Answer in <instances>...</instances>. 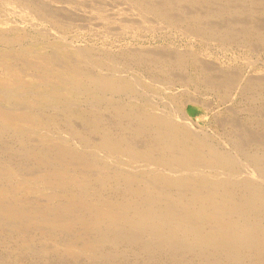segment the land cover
Returning <instances> with one entry per match:
<instances>
[{
    "label": "rangeland",
    "instance_id": "1",
    "mask_svg": "<svg viewBox=\"0 0 264 264\" xmlns=\"http://www.w3.org/2000/svg\"><path fill=\"white\" fill-rule=\"evenodd\" d=\"M8 1L10 2V4L11 3H13L12 5H13V7L11 8V6L12 5H10L9 3H8ZM12 1V2H11ZM20 1V2H19ZM6 0V2H5V0H0V34H2V36H5V38H8V39H5V38H3L1 35H0V37L1 38H3V39H5V40H3L4 42H2L1 41V38H0V41L2 42H0V52H1V50L3 51V50H5V51H3V52H1V55H0V64H1V66H0V71H2L3 73H5V72H9V71H7V70H10L11 72V74L9 73V74H7V73H5V74H3L2 75V72H0V80H4V79H9L7 82H8V84L6 83V84H3V83H1V81H0V103L3 105V106H6V107H3V106H0V107H3L2 109L3 110H5V111H8V110H10V112H13L14 110V112H25L26 113V110H27V115H31V116H33V117H35L36 115H37V117H35V118H41L40 120L42 121V122H44V123H46L45 124V127H42V128H39V129H28V130H26V129H20L19 131H14V130H12V129H8V128H0V131L2 130V132H0V183H1V185H0V189H11V184L13 185V184H16V183H14L15 181H16V179H15V177L13 178V176L12 177H9V176H4L2 173H4V172H6V171H8V170H12V169H16V168H18L17 169V171L16 170H12L13 172H18L19 174H21V175H19V174H17L18 175V177L19 178H23V179H26L27 181L26 182H28V183H26V185L28 186V188H26L24 191L23 190H19L18 191V193L14 196V197H10L9 195H4V196H2L1 197V202L3 201V198H4V201L2 202V203H0V207L2 206V204L4 205L5 203H6V205H13V203L15 204V206L16 207H25V208H30V209H28L29 211H36L37 210V208H38V210H40V209H42V210H44L43 208L45 207V209L47 210V208H49V209H53V208H55V205L57 206V203H59V204H61L60 202H62L63 203V201H65L63 198H61V196H59V195H53L52 193V191H57L56 189H59V190H61L59 187H56V188H53V187H45V185H40V184H38V183H36V182H34L33 180L34 179H36L37 178V176H39V175H41V174H43V173H45V172H47L48 170H51V168L52 169H54L53 168V165H55V166H58V164H60V163H58L59 161H55V159H53L52 160V158L51 157H53V156H57L56 154H59V148H61V147H63V144H64V146H65V144L68 146V147H74L75 149H78L79 148V145H80V147H82L83 148V150H84V152L85 153H82L83 154V156H85L86 155V157H84V158H86V161L89 163V164H97V165H99V166H97L99 169V171H102V173H99V171H97V167L95 166V165H93V166H89L88 167V171H89V173L91 172V174L89 175V174H87L88 173V171H85L87 168V166H85V168L83 167V166H81L80 164H79V162H70V163H68V164H66V166L68 165V167H67V172H69V174L70 175H73V174H76V175H80V177L81 176H89L90 177V181L92 182V183H94V185H92V183L90 184V186L92 185V186H94L95 187V189H94V187L91 189L92 191H95L96 192V194H97V190H96V188L100 191V189H101V191L99 192L98 191V193H100L101 195H102V198H104V199H109V200H113L114 198H116V196L115 195H117L118 197L115 199V200H119L120 199V201H121V198H120V196L122 197V201H124V199L126 200L127 198H124L123 199V197L125 196V197H127L128 196V194H131L132 192H130V191H132V189L131 188H133V193H135V190H136V192L137 191H141V190H143V186H144V183H145V177L147 178H149L150 179V167L148 168V166H144V165H140V167L138 168H134L135 166H133L132 168H130V169H128L129 167H131V166H129L127 169L125 168V166L127 167L128 165H118L116 162H115V160L113 159V157L109 154V152H108V150L106 149V151H105V149H103V148H99V146H98V144L100 143L99 141H101V139L103 138V137H105V136H108V138H109V136L111 135L110 134V130H111V133H112V136H110V138L111 139H116L117 138V141L122 145V146H124V145H128L127 143H129V139H131L130 140V142L132 143V144H134V146L135 147H141V148H144L143 147V145L144 146H146L147 144H148V142L149 141H151V142H154L155 140H154V137H152L151 136V133H154L153 132V130L152 129H150V127H147V126H149L148 124L146 125V126H144L143 124H139L140 123V121H139V118L137 117V115H136V113L137 114H143L144 112L145 113H147L148 112V109H150V107H152L151 109H153L154 107V110H156V109H158V111H161L162 113H168V114H172L173 112H175V110L174 109H176L177 111L174 113V114H172L173 115V117L174 118H177L178 117V121H180L181 119H179V117L180 116H187V117H189V119L191 120V122H192V126H193V130H195V131H198V132H196L195 134L197 135V137H199V138H202V139H204V141L205 142H207L206 144L208 145H210L211 147H213V148H218L217 150H219V151H221V152H224L226 155H228L229 156V154H230V156H231V154H232V156H235V154L237 155V153H238V155L237 156H235V160H236V164H235V167L233 168V170H231V172H230V174L232 173V175L234 176V178H236L237 179V181L240 179V176H247V177H250V178H253L255 181L260 177V178H262V179H258V181L256 182L258 185H259V188H258V190L260 191V192H263L264 193V179H263V177L262 176H264V163H263V160H264V0H226V2H225V0L223 1V0H211V2H210V0H181L182 1V4H181V2L179 1V0H174L173 2H172V0H164L165 1V9L164 10H162L163 8H159L158 6H160V7H164V2H163V0H145V4H144V0H143V2H142V0H139V2L141 1V3H137L138 1L137 0H23L24 2H22V0ZM36 1V2H35ZM46 1V2H45ZM92 1V2H91ZM106 1V2H105ZM133 1V2H132ZM160 1L162 2V4L160 3ZM197 1V2H196ZM214 1V2H213ZM15 2V3H14ZM21 2H22V4H21ZM33 2V3H32ZM45 4H44V3ZM48 2V3H47ZM51 2V3H50ZM91 2V3H90ZM98 2V3H97ZM103 2H104V4H103ZM149 2V3H148ZM183 2H187V3H183ZM189 2V3H188ZM233 2V3H232ZM1 3H2V5H1ZM20 5L19 7H18V5ZM24 3L26 4V5H24ZM31 5L30 7H29V4ZM35 3V4H34ZM74 3V4H73ZM100 3V4H99ZM102 3V4H101ZM108 3V4H107ZM130 3V4H129ZM154 3V7L151 5V4H153ZM167 3H170L169 5H167ZM222 3V4H221ZM10 6H9V5ZM47 4V5H46ZM53 4V5H52ZM60 4V5H59ZM83 4H85V5H83ZM122 4H124V5H122ZM141 4H143V5H140ZM178 4V5H177ZM186 4V5H185ZM204 4V5H203ZM206 4V5H205ZM210 4V5H209ZM227 4V5H226ZM17 5V6H16ZM50 5V6H49ZM91 5V6H90ZM94 5V6H93ZM107 5V6H106ZM144 5H145V7L146 6H148V7H146V9H145V7H144ZM171 5L173 6L172 8H171ZM180 5V6H179ZM200 5V6H199ZM209 5V6H208ZM222 5V6H221ZM16 6V7H15ZM22 6V7H21ZM23 6H24V8L27 10H25V9H23ZM27 6V7H26ZM44 6V7H43ZM48 6V7H47ZM60 6H61V8H60ZM67 6V7H66ZM90 6V7H89ZM127 8H126V7ZM151 6V7H150ZM157 6V7H156ZM167 6H169L170 8H168ZM185 8H184V7ZM224 6H226V7H224ZM64 7V8H63ZM74 7V8H73ZM110 7V8H109ZM119 7V8H118ZM137 7V8H136ZM177 7V8H176ZM191 7V8H190ZM194 9H193V8ZM195 7H197V8H195ZM212 7H214V8H212ZM11 8V9H10ZM13 8H14V10H13ZM27 8H31V9H33V8H35V9H33L34 11H32L31 9V11H29V9H27ZM42 8H43V10H42ZM45 8V9H44ZM46 8H47V10H46ZM53 8V9H52ZM80 8H81V10H80ZM98 8V9H97ZM139 8V9H138ZM140 8H141V10H140ZM152 8H154V9H152V11H151V9ZM205 8V9H204ZM211 8V9H210ZM243 8V9H242ZM21 9V10H20ZM23 9V10H22ZM69 9V10H68ZM71 9V10H70ZM107 9H109V10H107ZM114 9V10H113ZM121 9V10H120ZM156 9V10H155ZM159 9V10H158ZM174 9V10H173ZM190 9V10H189ZM12 10V11H11ZM20 10V11H19ZM53 10V11H52ZM139 10V11H138ZM146 10H148V11H146ZM162 10V11H161ZM189 10V11H188ZM196 12H195V11ZM199 10V11H198ZM10 11V13H8ZM22 11H24V12H22ZM26 11V12H25ZM37 11V12H36ZM40 11V12H39ZM145 11V12H144ZM152 13H150V12ZM163 11H165V12H167V13H165V12H163ZM173 11V12H172ZM206 11V12H205ZM7 12V13H6ZM53 12V13H52ZM55 12V13H54ZM95 12V13H94ZM133 12V13H132ZM153 12H155V13H153ZM157 12V13H156ZM158 12H161V14H162V12H163V14H165V15H161L160 14V16H159V13ZM187 12H189V13H187ZM223 12H224V14H223ZM27 13V14H26ZM32 13H34V14H32ZM36 13H38V15L36 14ZM49 13V14H48ZM101 13V14H100ZM117 13V14H116ZM168 13H169V15H168ZM173 13V15H171V14ZM175 13V14H174ZM176 13H178V14H176ZM185 13V14H184ZM215 13V14H214ZM30 14L32 15L31 17H29L30 16ZM39 17H35L36 15ZM42 16H41V15ZM58 14H60V15H58ZM155 16H154V15ZM180 14V15H179ZM194 14V15H193ZM196 14V15H195ZM197 14H198V16H197ZM22 15V16H21ZM29 15V16H28ZM34 15V16H33ZM41 17H40V16ZM56 15V16H55ZM64 15H65V19H64ZM70 16V17H67V16ZM168 17H167V16ZM188 15L190 16V18L191 19H189V18H187L186 19V17H188ZM193 15V16H192ZM223 15V16H222ZM7 18H6V17ZM13 16V17H12ZM63 16V17H62ZM94 16V17H93ZM99 16H102V17H99ZM164 16V17H163ZM173 18V21H172V18ZM235 16V17H234ZM241 16V17H240ZM59 17V18H58ZM121 17V18H120ZM145 17V18H144ZM170 17V18H169ZM177 17V18H176ZM181 17V18H180ZM197 17V18H196ZM259 17V18H258ZM28 18L30 19V20H28ZM38 18V19H37ZM73 18V19H72ZM86 18V19H85ZM132 18V19H131ZM162 20H161V19ZM175 18V19H174ZM42 19V20H41ZM44 19V20H43ZM49 19V20H48ZM68 19V20H67ZM70 19H72V20H70ZM112 19V20H111ZM165 19L166 20H168V21H165ZM178 19V20H177ZM183 19H184V21H183ZM186 19V20H185ZM220 21H219V20ZM223 19V20H222ZM238 19H240L239 21H238ZM248 19V20H247ZM7 20V21H6ZM10 20H12V21H10ZM74 20V21H73ZM170 20V21H169ZM174 20H176V22H175V24L173 25V23H174ZM195 20V21H194ZM198 20H200V22L198 21ZM231 20H233V21H231ZM9 21V22H8ZM22 21V22H21ZM40 21H42V22H40ZM50 21H51V23H50ZM54 21V22H53ZM69 21H71V22H69ZM90 21V22H89ZM97 21V22H96ZM123 21V22H122ZM134 23H133V22ZM156 21H159V23H160V21L162 22L161 24H158V22H156ZM195 23H194V22ZM211 21V22H210ZM258 21V22H257ZM260 21V22H259ZM37 22V23H36ZM74 22V23H73ZM95 22V23H94ZM99 22V23H98ZM137 22V23H136ZM164 22H168V24L166 23H164ZM178 22V23H177ZM186 22H188V23H186ZM191 22V23H190ZM199 22V23H198ZM203 22V23H202ZM21 23V24H20ZM48 23V24H47ZM56 23V24H55ZM58 23H59V25H58ZM66 23H68L67 25H68V27L65 25ZM70 23V24H69ZM88 23V24H87ZM157 23V24H156ZM181 23H182V25H181ZM186 23V24H185ZM217 23V24H216ZM7 24V25H6ZM30 24V25H29ZM55 25V27H54V25ZM63 24V25H62ZM72 24V25H71ZM94 24H96V25H94ZM143 24V25H142ZM154 25V27H153V25ZM164 24V25H163ZM171 24L173 25V26H171ZM177 24V25H176ZM188 24V25H187ZM195 24V25H194ZM196 24H197V26H196ZM209 24V25H208ZM225 24V25H224ZM243 24V25H242ZM9 25V26H8ZM34 25V27H32ZM44 25H45V27H44ZM53 25V26H52ZM61 25V26H60ZM69 25H71V27L69 26ZM82 25H84V26H82ZM123 25H125V26H123ZM131 26V28H130V26ZM160 25V26H159ZM180 25V26H179ZM184 25H186L185 26V29H186V31H185V29H184ZM249 25V26H248ZM256 25V26H255ZM262 25H263V27H262ZM7 26V27H6ZM26 26V27H25ZM62 26H64L63 28H62ZM108 26V27H107ZM122 26V27H121ZM128 27V29L127 28H125V27ZM170 26V27H169ZM189 26V27H188ZM193 26V27H192ZM196 26V27H195ZM5 27V28H4ZM14 27H16V28H14ZM37 27V28H36ZM40 27V31H39V28ZM67 29H66V28ZM82 27V28H81ZM120 27H121V30H120ZM151 27V28H150ZM167 27V28H166ZM173 27V28H172ZM175 27V28H174ZM245 27V28H244ZM11 30H10V29ZM13 28H14V30H13ZM17 28H21V29H17ZM26 28V29H25ZM28 28H30V29H28ZM49 30H48V29ZM53 28H54V30L55 31H53ZM62 28V29H61ZM113 28V29H112ZM123 28V29H122ZM125 28V29H124ZM130 28V29H129ZM160 28V29H159ZM183 28L184 29V31H185V33H187V31L189 30L188 28H191V30L193 31V28H194V31H195V33H194V31L192 32L191 30H189L190 32H189V36H190V34H191V36H190V38H189V36H188V33H187V35L186 34H184V31H182L181 29ZM195 28H196V30H195ZM198 28V29H197ZM238 28V29H237ZM259 28V29H258ZM5 29V30H4ZM42 29H44V30H42ZM69 29H71V30H69ZM132 29V30H131ZM188 29V30H187ZM4 30V31H3ZM14 32H13V31ZM19 30V31H18ZM63 30H65V31H63ZM97 30V31H96ZM122 30H123V32H122ZM129 30H130V32H129ZM199 31V34H198V36H200L201 34L200 33H202L203 31V33H202V35L204 36H200L201 38H203L202 40H201V38L199 37L198 38V36L196 37L195 36V34L197 35V33H196V31ZM203 30V31H202ZM211 30H212V32H211ZM239 30V31H238ZM6 31V32H5ZM8 31V32H7ZM12 31V32H11ZM21 31V32H20ZM27 31V33L25 34V32ZM126 32V34H125V32ZM202 31V32H201ZM206 31V32H205ZM5 32V33H4ZM9 32H10V34H9ZM20 32V33H19ZM31 32V33H30ZM50 32V33H49ZM52 32V33H51ZM107 32V33H106ZM112 32H114V33H112ZM120 32V33H119ZM132 32V33H131ZM135 34H134V33ZM217 32V33H216ZM233 32V33H232ZM242 32V33H241ZM7 33V34H6ZM34 34V37H33V34ZM57 33V34H56ZM68 33V34H67ZM109 33V34H108ZM117 33V34H116ZM122 33H124V34H122ZM15 35V37L13 36V35ZM18 34V35H17ZM23 34H25V36L23 35ZM31 34V35H30ZM47 34H48V36H47ZM108 34V35H107ZM119 34V35H118ZM128 34V35H127ZM132 34H133V36H132ZM194 34V35H193ZM208 34V35H207ZM225 34V35H224ZM12 35V36H11ZM19 35H21V36H19ZM27 35H28V37H27ZM38 35V36H37ZM67 35V36H66ZM195 36V37H193V36ZM206 35V36H205ZM228 37H227V36ZM235 35V36H234ZM62 36V37H61ZM110 38H109V37ZM232 36V37H231ZM23 37V38H22ZM49 37V38H48ZM63 37H65V38H63ZM133 37V38H132ZM27 38V39H26ZM35 38V39H34ZM60 38H61V40H60ZM186 38V39H185ZM208 39V40H206V39ZM219 38V39H218ZM63 39V40H62ZM67 40V41H65V40ZM196 39V40H195ZM18 42H17V41ZM34 40V41H33ZM190 40V41H189ZM6 41H7V43H6ZM8 41H9V43L11 42H13L14 44L12 45L11 43V45L8 43ZM22 41V42H21ZM47 43H46V42ZM50 41V42H49ZM70 41H71V43L73 44H71L70 43ZM186 41V42H185ZM208 41V42H207ZM212 41V42H211ZM227 41V42H226ZM21 42V43H20ZM27 42H29V43H27ZM46 43V45H45V43ZM206 42V43H205ZM259 44H258V43ZM4 43H6V44H4ZM36 43V44H35ZM53 43V44H52ZM70 43V44H69ZM215 43V44H214ZM249 43V44H248ZM8 44V45H7ZM20 44V45H19ZM24 44H26V45H24ZM48 44H50L51 46H49ZM57 45V48L55 47L56 45ZM69 44V45H68ZM77 44V45H76ZM92 44V45H91ZM197 44V45H196ZM229 44V45H228ZM254 44V45H253ZM22 45V46H21ZM74 45L77 47H75V48H73L74 47ZM85 45V46H84ZM212 45V46H211ZM29 46V47H28ZM31 46V47H30ZM41 46V47H40ZM44 46H46L45 48H44ZM59 46V47H58ZM65 48H63V47ZM80 46V47H79ZM81 46H83V50H80V51H77V49L79 50V48H82ZM87 46H89L90 47V50H89V47H87ZM253 46V47H252ZM4 47V48H3ZM9 49H8V48ZM13 47V48H12ZM50 47V48H49ZM87 47V48H86ZM95 47H97V49H95ZM14 48H16V49H14ZM31 48V49H30ZM59 48V49H58ZM86 48V49H85ZM91 48H93V49H91ZM140 48H141V50H140ZM186 48V49H185ZM30 49V50H29ZM139 49V50H138ZM179 49V50H178ZM189 49V50H188ZM250 49V50H249ZM254 49V50H253ZM15 50H17V51H15ZM51 50V51H50ZM65 50V51H64ZM87 50H89L88 52L85 51ZM92 50V51H91ZM153 50V51H152ZM172 50V51H171ZM20 51H22V52H20ZM35 51V52H34ZM70 51V53H68V52ZM76 51V52H75ZM82 51L84 52V53H82ZM91 51V52H90ZM94 51H97L98 52V54H97V52H94ZM22 54V53H24L23 55H21L20 53ZM51 52H52V55H51ZM64 52H66V53H64ZM101 52V54H99ZM154 52H155V54H154ZM162 54H161V53ZM187 52V53H186ZM9 53V55H7ZM13 53V54H12ZM45 53H47V55L45 54ZM115 53H117V54H115ZM171 53H172V55H171ZM11 54H12V56H11ZM16 54V55H15ZM34 54H36V55H34ZM48 54H50V55H48ZM72 54H73V56H72ZM86 54V55H85ZM88 54V55H87ZM141 54V55H140ZM158 54V55H157ZM160 54V55H159ZM167 54V55H166ZM26 57H25V56ZM54 55H55V57H54ZM60 55V56H59ZM85 55V56H84ZM98 55V56H97ZM104 55V56H103ZM121 55V56H120ZM138 55H140V57L138 56ZM144 55V56H143ZM146 55V56H145ZM149 57H148V56ZM163 55V56H162ZM9 56V57H8ZM16 56V57H15ZM36 58H35V57ZM38 56H40V57H38ZM42 56V57H41ZM96 56V57H95ZM108 58H107V57ZM131 56V57H130ZM157 57V59L155 60V57ZM159 56H161V57H159ZM170 56V57H169ZM187 56L189 57V58H191V59H189V58H187ZM18 57V58H17ZM46 58L45 60H44V58ZM49 57H54L53 58V60H52V58L50 59ZM64 57V58H63ZM67 57H70V58H68L67 59ZM77 57H78V60H80L79 62H78V60H77ZM85 57L87 58V59H85ZM90 57L92 58V59H90ZM99 57V58H98ZM103 57V58H102ZM133 57V58H132ZM154 57V58H153ZM165 57V58H164ZM184 57H186L185 59H184ZM247 57V58H246ZM56 58V59H55ZM59 58H61L60 60H59ZM72 58V59H71ZM81 58V59H80ZM95 60H94V59ZM107 58V59H106ZM111 58V59H110ZM121 58V59H120ZM169 58V59H168ZM173 58V59H172ZM194 58V59H193ZM246 58V59H245ZM8 59V60H7ZM12 59V60H11ZM14 59L16 60L15 62H17L18 60L20 61H18L16 64H15V62H14ZM21 59H23V60H26V61H23V60H21ZM33 60L34 59V62H32L31 60ZM35 59H37L36 61H38V63L39 64H41L40 63V61L42 60V61H48V64L47 65H39L36 61H35ZM38 59H40V60H38ZM57 59L59 60V63H62V59H63V63H64V65L65 64H67L68 62H69V64L70 65H75L77 68L78 67H80V68H78L79 70H81V71H86V73H88V75H90V76H94V77H109L110 79H112V78H114V79H112V81L113 80H115V81H119V82H124V84L126 85V87H125V85L123 84V86H122V88H120V89H104V88H101V87H99V86H94L92 83H90L89 81H85V82H83V84H81V86H80V88H78V89H76L75 87H73L72 88V86H71V88H69L70 86H67L66 88L67 89H69V91H67L66 90V93L63 95L62 94V92H61V94H59V96L60 95H62V96H60V97H55V96H52V93H51V91H52V87H56V88H58V85L57 84H55L54 82H52V79L51 80H49L50 82H51V84H52V87H51V84H49L50 82H40L41 81V79H39V80H37V79H35V77H33V76H35V75H38V74H36V73H39V74H41V72L42 71H45V74H47V77L49 78H53V75L55 76V74L59 71V70H61L60 68H63V67H66V65L64 66L63 65V63H62V65H60L58 62H57ZM74 59H76V63H75V60ZM82 59H84V62L86 63V65L87 66H85V63L82 61ZM110 59V60H109ZM114 59H116V60H114ZM119 59V61H117ZM164 59V60H163ZM201 59H202V61H201ZM207 59V60H206ZM243 59V60H242ZM248 59V60H247ZM5 60V61H4ZM49 60H51V61H49ZM54 60L56 61V62H54ZM65 60V61H64ZM88 61V62H86V61ZM89 60H91L90 62H89ZM93 60V61H92ZM98 60V61H97ZM105 60V61H104ZM123 60V61H122ZM141 60V61H140ZM198 60H200L199 61V63H198ZM210 60V61H209ZM256 60V61H255ZM258 60V61H257ZM10 61V62H9ZM41 61V62H42ZM53 61V62H52ZM68 61V62H67ZM95 61H96V63H95ZM100 61V62H99ZM104 62V64H103V62ZM113 61H116L115 63L113 62ZM121 61H122V63H121ZM135 61H136V63H135ZM146 63H145V62ZM194 61V62H193ZM253 61V62H252ZM14 62V63H13ZM78 62V63H77ZM93 62V63H92ZM97 62L99 63V65L97 64ZM110 62H112L114 65V69H113V66H112V64L110 63ZM118 62V63H117ZM128 62V63H127ZM131 62V63H130ZM133 62V63H132ZM140 62V63H139ZM148 62H150V64L148 63ZM151 62H153V63H151ZM165 62V63H164ZM189 62V63H188ZM197 62V63H196ZM203 62V63H202ZM4 63V64H3ZM26 63V64H25ZM31 63V65H29ZM55 63V64H54ZM82 63V64H81ZM84 63V64H83ZM91 63V64H90ZM106 63V64H105ZM108 63H110V64H108ZM121 63V64H120ZM124 63V64H123ZM144 63V64H143ZM156 64V67H155V64ZM163 63V64H162ZM181 63H183V64H181ZM194 63V64H193ZM202 63V64H201ZM3 64V65H2ZM8 64H11L10 66L8 65ZM37 64V65H36ZM59 65V66H61L60 68H58L59 66H56V65ZM78 64V65H77ZM97 64V65H96ZM103 66H102V65ZM119 64L121 65V66H119ZM123 64V65H122ZM130 64V65H129ZM136 64V65H135ZM154 64V65H153ZM158 64H161V65H158ZM168 64V65H167ZM13 65V66H12ZM16 65H17V67H19V68H17L16 67ZM20 65V66H19ZM33 65V66H32ZM34 65H36V66H34ZM49 65V66H48ZM54 65V66H53ZM80 65V66H79ZM82 65H84V66H82ZM89 65V66H88ZM96 65V66H95ZM125 65H127V66H125ZM139 67H138V66ZM195 65V66H194ZM249 65V66H248ZM2 66H4V70H3V67ZM15 66V67H14ZM28 66V67H27ZM67 66H69L68 64H67ZM95 66V67H94ZM99 66V67H98ZM106 66V67H105ZM112 66V69L111 68H107V67H111ZM117 66V67H116ZM146 66V67H145ZM148 66V67H147ZM154 66V67H153ZM162 66L164 67V68H162ZM166 66V67H165ZM27 68V70H25L26 68ZM42 67H44V68H42ZM47 67H48V69H47ZM82 67V68H81ZM87 68V70H86V68ZM91 67V68H90ZM103 69H102V68ZM127 68V69H125V68ZM151 67V68H150ZM8 68V69H7ZM21 68V72L20 71H18L17 69H20ZM23 68V69H22ZM90 68V69H89ZM93 68H94V70H93ZM117 68V69H116ZM119 68H121V69H119ZM129 68V69H128ZM142 68V69H141ZM144 68V69H143ZM150 68V69H149ZM160 68H162L161 69V71H160ZM44 69H47V70H44ZM91 70L90 72H88L89 70ZM98 69L100 70L99 72H98ZM107 69L109 70V72L107 71ZM122 69H123V71H122ZM136 69V70H135ZM140 71H139V70ZM156 70V71H154V70ZM180 69V70H179ZM201 69H202V71H201ZM23 70V71H22ZM26 72H25V71ZM38 70V71H37ZM56 71V73L55 74H52V73H54L55 71ZM116 70V71H115ZM117 70H121V71H117ZM125 70V71H124ZM134 70V71H133ZM141 70H144V71H141ZM147 70H149V71H147ZM151 70V71H150ZM16 71V72H15ZM51 71V72H50ZM95 71H97V72H95ZM102 71H105V73L104 72H102ZM136 71H138L137 73H136ZM154 71V72H153ZM19 73V75H18V73ZM27 72H29L30 74L28 75V73ZM31 72L33 73V74H31ZM35 72V73H34ZM50 72V73H49ZM94 72V74L95 75H93L92 73ZM111 72V73H110ZM113 72V73H112ZM115 72H117V73H115ZM122 72H124V73H122ZM130 72V73H129ZM140 72V74H138ZM146 72V73H145ZM150 74H149V73ZM167 72V73H166ZM231 72V73H230ZM17 73V74H16ZM27 73V74H26ZM90 73V74H89ZM96 73H98V74H96ZM101 73H103V74H101ZM110 73V74H109ZM115 73V74H114ZM127 73V74H126ZM179 73V74H178ZM203 73V74H202ZM234 73V74H233ZM13 74V75H12ZM50 74H51V76H50ZM101 74V75H100ZM122 74H123V76H122ZM126 74V75H125ZM131 74V75H130ZM151 74H153V76L151 75ZM158 74V75H157ZM160 74H161V76H160ZM256 74V75H255ZM5 75V77H6V75H7V77L5 78V77H3ZM22 75V76H21ZM28 75V76H27ZM97 75V76H96ZM145 75H146V77H145ZM157 75V76H156ZM178 75V76H177ZM263 75V76H262ZM25 76H26V78H25ZM114 76V77H113ZM116 76V77H115ZM118 76V77H117ZM121 77V79H120V77ZM134 76H135V82H134V84H132V86L129 84L130 83V81L131 80H133L134 79ZM149 76V77H148ZM214 76V77H213ZM255 76V77H254ZM2 77V78H1ZM12 77V78H11ZM15 77H18V78H15ZM126 79V81H125V79ZM144 77V78H143ZM156 77V78H155ZM263 77V78H262ZM15 78V79H14ZM28 78V79H27ZM116 78V79H115ZM118 78V79H117ZM147 78V79H146ZM148 78H149V80H148ZM154 78H155V80H154ZM159 78H160V80L162 79V81H160L159 80ZM167 80H166V79ZM175 78V79H174ZM184 78V79H183ZM197 78V81L195 80ZM207 80V81H209V80H211L210 82L212 83V82H214V83H208V82H206L205 80ZM209 80H208V79ZM11 79L16 83H12L13 81H11ZM20 79H23V80H20ZM34 79V80H33ZM124 79V80H123ZM182 79V80H181ZM188 79V80H187ZM202 79V80H201ZM33 80V81H32ZM163 80H165V81H163ZM168 80H169V82H168ZM172 80V81H171ZM189 80L191 81V82H193V83H190L189 82ZM194 80V81H193ZM205 82H204V81ZM261 80V81H260ZM10 81V82H9ZM17 81V82H16ZM19 81V82H18ZM23 81V82H22ZM145 81H147V82H145ZM151 81V82H150ZM201 81V82H200ZM225 81V82H224ZM139 83L140 85H139V89H136V88H138L137 86H138V84L137 83ZM168 82V83H167ZM199 82V83H198ZM216 82V83H215ZM24 83H25V86H24ZM27 83V84H26ZM41 83V84H40ZM43 83V84H42ZM127 83V84H126ZM155 83V84H154ZM158 83H161L162 84V86H161V84L160 85H158ZM10 84V85H9ZM21 84H22V86H21ZM86 84V85H85ZM144 84H146L145 86H144ZM148 84V85H147ZM170 84V85H169ZM209 84V85H208ZM215 84H217V85H215ZM13 85V86H12ZM41 85V86H40ZM49 85H50V87H49ZM82 85H84V86H82ZM117 85V84H116ZM156 85V86H155ZM164 85V86H163ZM236 87H235V86ZM4 86V87H3ZM16 86V87H15ZM90 86V87H89ZM127 86L131 89H129V88H127ZM131 86V87H130ZM133 86L135 87V88H133ZM141 86H142V90H141ZM149 86V87H148ZM150 86H151V89H150ZM185 86V87H184ZM206 86V87H205ZM209 86V87H208ZM242 86V87H241ZM8 87V88H7ZM22 89H20V88ZM45 87H47V88H45ZM97 87V88H96ZM146 87V88H145ZM244 87V88H243ZM14 88V89H13ZM84 88V89H83ZM87 88V89H86ZM96 88V89H95ZM124 88V89H123ZM169 89V92H170V94H169V92H168V89ZM187 88V89H186ZM198 88V89H197ZM246 88V89H245ZM6 89V90H5ZM51 89V90H50ZM75 89V90H74ZM81 91H80V90ZM89 89V90H88ZM94 89V90H93ZM104 89V90H103ZM123 89V90H122ZM146 89H148V90H146ZM158 89V90H157ZM166 89V90H165ZM177 89H179V90H177ZM206 89V90H205ZM237 89V90H236ZM10 90V91H9ZM27 90H30L31 92H29V91H27ZM38 90V91H37ZM73 90V91H72ZM86 92H85V91ZM109 90H111V92L109 91ZM144 90H146V91H144ZM152 90H154V92H156V93H152L153 91ZM173 90V91H172ZM50 91V92H49ZM78 91H79V93H78ZM101 91V92H100ZM103 91V92H102ZM105 91V92H104ZM109 91V92H108ZM112 91H114V92H112ZM130 91H131V93H133V91H134V93H133V95L130 93ZM144 91V92H143ZM152 91V92H151ZM178 91V92H177ZM193 91V92H192ZM196 91H198V92H196ZM5 92V93H4ZM16 92V93H15ZM18 92V93H17ZM22 92V93H21ZM41 92V93H40ZM48 92H49V95L50 96H48L47 94H48ZM83 92V93H82ZM122 92H124V93H122ZM139 92V93H138ZM143 92V93H142ZM145 92H147V93H145ZM151 92V93H150ZM19 93H21L20 95H19ZM86 93H88V94H90V95H88V94H86ZM92 93V94H91ZM98 93H100V94H98ZM111 93V94H110ZM117 93V94H116ZM126 93H128V94H126ZM130 93V94H129ZM138 93L139 94V97H136V96H138V95H136V94ZM145 93V94H144ZM199 93V94H198ZM201 93V94H200ZM46 94V95H45ZM147 94V95H146ZM155 94H156V96H155ZM31 95V96H30ZM36 95V96H35ZM39 95H40V97H39ZM83 95V96H82ZM92 95V96H91ZM101 95V96H100ZM105 95V98L103 97V96ZM108 95H113V100H112V98L111 97H108ZM124 95V96H123ZM125 95H127L128 97H126ZM162 95H164L163 97H162ZM173 95V97L171 98V96ZM10 96H13V98L12 97H10ZM17 96V97H16ZM24 96V97H23ZM52 96V97H51ZM123 96V97H122ZM131 96V97H130ZM160 97V100L162 99H164L163 100V102L165 103V105H163L164 103L161 101L160 102V100H159V98H157V97ZM166 96H170V98H168V97H166ZM190 96V97H189ZM2 97V98H1ZM92 99V98H94V99H90V98ZM97 97H100V98H97ZM116 97V98H115ZM133 97V98H132ZM146 97H147V99H146ZM162 97V98H161ZM191 98L192 97V99H189V98ZM260 97V98H259ZM20 100H19V99ZM39 98V99H38ZM66 98H68V99H66ZM82 98H84L83 100H85L84 102H83V100H81ZM88 100V101H86V99ZM97 100H96V99ZM106 98H108V100H107V102H106ZM111 98V99H110ZM117 98H119V99H117ZM143 98V99H142ZM151 98V99H150ZM187 98V99H186ZM199 98V99H198ZM18 99V100H17ZM33 99V100H32ZM90 99V100H89ZM100 99H101V101H100ZM148 99H150V101L152 102V99H153V103H150V101L148 100ZM156 99V100H155ZM170 99V100H169ZM174 100V102L175 103H173V100ZM12 100H14V103H13V101ZM39 100V101H38ZM51 100H52V102H51ZM66 100V102H64ZM75 100H77V101H75ZM81 100V101H80ZM98 102V104L95 102ZM112 100V101H111ZM122 100V101H121ZM126 100H128V101H126ZM146 100V101H145ZM183 100V101H182ZM186 100V101H185ZM192 100V101H191ZM3 101V102H2ZM25 101H27V103L25 102ZM33 101V102H32ZM59 101V102H58ZM69 101V102H68ZM71 101V102H70ZM89 101H91V102H89ZM135 103H137V104H135L134 105V102ZM159 101V103H156V102H158ZM170 101V102H169ZM17 102H18V104H17ZM36 102V103H35ZM39 102V103H38ZM86 102V103H85ZM102 102V103H101ZM111 102H114V103H112L111 104ZM154 102L156 103L155 105H154ZM167 102V103H166ZM8 103V104H7ZM61 103V104H60ZM72 103H74V104H72ZM88 103V104H87ZM93 103V104H92ZM104 103H106L105 105H103ZM112 105V106H115L114 108L115 109H112V107L110 106V104ZM122 103L124 104L123 105V107H121V105H122ZM127 103H129L128 105H126ZM141 103H142V106H141ZM163 103V104H162ZM183 103V104H182ZM0 104V105H1ZM18 106H17V105ZM20 104H22V106L20 105ZM37 104V105H36ZM56 104H60V105H56ZM72 104V105H71ZM78 104V105H77ZM80 104V105H79ZM84 104H85V106L86 107H84ZM92 104V105H91ZM99 104H101V105H99ZM115 104V105H114ZM159 106H158V105ZM170 104V105H169ZM15 105V106H14ZM23 105H25V106H23ZM40 105V106H39ZM66 105V106H65ZM82 105V106H81ZM88 105H89V107H88ZM108 105V106H107ZM143 105H145V106H143ZM167 105V106H166ZM183 105V106H182ZM11 106H12V108H11ZM31 106V107H30ZM34 106V107H33ZM37 106V107H36ZM52 108H51V107ZM58 106V107H57ZM63 106H64V109H63ZM75 106H77V107H75ZM93 106V107H92ZM100 108H99V107ZM101 106H102V108H101ZM125 106H126V108H125ZM127 106H128V110H129V112L127 111L126 112V110H127ZM140 107V108H137V107ZM150 106V107H149ZM166 106V107H165ZM9 109H8V108ZM14 107L16 108V109H14ZM27 107H30V109L29 108H27ZM48 107V108H47ZM62 107V108H61ZM66 107V108H65ZM72 107H74V109L72 108ZM95 107V108H94ZM97 107V108H96ZM104 107H105V110L107 111H104ZM111 107V108H110ZM157 107V108H156ZM169 107V108H168ZM5 108V109H4ZM35 108H37V109H39L38 111H37V109H35ZM61 108V109H60ZM78 108V109H77ZM80 108H82V109H80ZM85 108V109H84ZM88 108L89 109H91L92 110V112H91V110H88ZM110 108V109H109ZM118 108V109H117ZM120 108H121V110H120ZM123 108H124V111H123ZM131 108V109H130ZM142 108V109H141ZM160 108V109H159ZM161 108H164V109H162L161 110ZM166 108V109H165ZM174 108V109H173ZM19 109V110H18ZM24 111H23V110ZM41 109H42V111H41ZM98 110V109H100L101 111H103V113L101 112V111H97L96 113L98 114H96L95 113V111L94 110ZM111 109L113 110V111H111ZM116 109H117V112H116ZM135 109H137V110H135ZM143 109H144V111H143ZM169 109V110H168ZM173 109V110H172ZM180 111H179V110ZM184 109V110H183ZM21 110V111H20ZM45 110V111H44ZM65 110V111H64ZM66 110H68V111H66ZM74 110V111H73ZM76 110H79V111H82L81 113H84L83 115L81 114V116H80V114H79V116H77L78 115V113H79V111H76ZM83 110H85V111H83ZM131 110V111H130ZM132 110H134L135 111V113H133L134 111H132ZM141 110V111H140ZM49 111V112H48ZM120 111V112H119ZM147 111V112H146ZM172 111V112H171ZM30 112V113H29ZM41 112V113H40ZM52 112V113H51ZM74 112H76V114L74 113ZM78 112V113H77ZM86 112V113H85ZM94 112V113H93ZM100 112V113H99ZM105 112V113H104ZM115 112V113H114ZM139 112H141V113H139ZM181 112V113H180ZM185 112V113H184ZM40 113V114H39ZM57 113V114H56ZM62 113V114H61ZM63 113H64V115H63ZM91 115H90V114ZM93 113V114H92ZM109 113V114H108ZM118 115H117V114ZM128 113V114H127ZM130 113L132 114V115H134L135 117H129L130 116ZM144 113V114H145ZM177 113V114H176ZM34 114H36V115H34ZM44 114V115H43ZM56 116H55V115ZM66 114V115H65ZM73 114H75L74 116H72ZM87 114V115H86ZM99 114H100V116H104V117H101V118H98L97 119V117H99ZM112 116H111V115ZM124 114V115H123ZM184 114V115H183ZM40 115V116H39ZM57 115H59L58 117H60V118H58L57 117ZM71 116V118L70 119H68V116ZM94 115V116H93ZM116 117H118V116H120V118H119V120H118V118H116ZM123 115V116H122ZM126 115V116H125ZM178 115V116H177ZM43 116V117H42ZM45 116V117H44ZM52 116V117H51ZM63 116V117H62ZM66 116V117H65ZM69 116V117H70ZM84 116V117H83ZM85 116L87 117V118H85ZM93 116V117H92ZM96 116V119L97 120H95V117ZM106 116H107V118H106ZM78 117H80V119L78 118ZM215 117V118H214ZM46 118H48V121H49V123H47L48 121L46 120ZM63 118H66V119H63ZM76 118H78V119H76ZM82 118V119H81ZM85 118V119H84ZM91 118V119H90ZM93 118H94V122H93ZM102 118H103V120H102ZM111 118V119H110ZM116 118V119H115ZM123 118H124V120H123ZM126 118V119H125ZM130 118V119H129ZM135 118H137V119H135ZM228 118V119H227ZM44 119V120H43ZM50 119V120H49ZM67 119H68V121H67ZM73 119H76V120H73ZM89 119H90V122H88L89 121ZM101 119V120H100ZM106 119H108L107 120V122H106ZM131 119H133V121H131ZM58 120H59V122H58ZM80 120V121H79ZM105 120V121H104ZM110 120V121H109ZM122 122H121V121ZM56 121V122H55ZM66 121V122H65ZM73 121H74V123H73ZM83 121V122H82ZM104 121V122H103ZM118 122L119 124H120V126L122 125V127L124 128H122V127H119L118 125L119 124H117L116 122ZM131 122L130 124L128 123V122ZM136 121V122H135ZM65 122V123H64ZM68 122H70V124L68 123ZM81 122V123H80ZM87 122H88V124H87ZM97 122H101V123H97ZM111 122V123H110ZM121 122V123H120ZM53 123V124H52ZM58 125H56V124ZM60 123H63L62 125L60 124ZM67 123L69 124V125H67ZM72 123V124H71ZM81 124V127H80V124ZM90 123H92L93 125H95L96 124V127H97V131L95 130L96 128L92 125V124H90ZM103 123V125H101ZM114 123H116L117 124V126H112ZM123 123H126V125H124ZM137 123V124H136ZM219 123V124H218ZM224 123V124H223ZM49 124V125H48ZM98 124V125H97ZM100 124V125H99ZM111 124V125H110ZM128 124V125H127ZM54 127H53V126ZM65 125H66V127H65ZM74 125V126H73ZM75 125H77V128H76V126ZM87 125V126H86ZM90 125V126H89ZM105 125H107V126H105ZM110 125V126H109ZM124 125V126H123ZM137 125H139L138 127H135V126H137ZM82 126H84L83 128H82ZM89 126V127H88ZM100 126H102V127H100ZM108 126H109V128H108ZM112 126V127H111ZM140 126H142L141 128H140ZM202 127V128H199V127ZM53 127V128H52ZM57 127V128H56ZM59 127H61V128H59ZM64 127V128H63ZM72 128V129H74V130H72V129H69L68 130V128ZM74 127V128H73ZM79 127V128H78ZM105 127V128H104ZM115 127V128H114ZM131 127L134 129V133L132 132L133 130L131 129ZM197 127H198V130H197ZM209 127V128H208ZM44 128V129H43ZM46 128V129H45ZM52 128V129H51ZM66 128V129H65ZM89 128H90V130H89ZM92 128V129H91ZM93 128H95V129H93ZM103 128L104 129H106L107 128V130L106 131H108L109 132V134H102V135H104V136H102L101 135V133H103L102 131H103ZM114 128V129H113ZM129 131V132H127V130ZM130 128V129H129ZM145 128V129H144ZM148 128V129H147ZM208 128V129H207ZM43 131H42V130ZM51 129V130H50ZM59 129H61V130H59ZM76 129V130H75ZM80 131H79V130ZM110 129V130H109ZM123 129V130H122ZM137 129V130H136ZM139 129L141 130V131H139ZM203 129V130H202ZM5 130H6V132H5ZM10 130H11V133H10ZM46 130V131H45ZM48 130H49V132H48ZM67 130V131H66ZM83 130V131H82ZM99 130V131H98ZM100 130H102V131H100ZM115 130V131H114ZM143 130V131H142ZM150 130H152V132L150 131ZM34 131V132H33ZM44 131H45V133H44ZM59 131H60V134H62V135H60L59 134ZM71 131V132H70ZM117 131V132H116ZM137 131L139 132V133H137ZM146 131V132H145ZM202 131V132H201ZM206 131V132H205ZM248 131V132H247ZM25 133V132H27V134L25 133V134H21V133ZM36 132V134H34ZM74 132H76L77 133V135H75V133ZM89 132H90V134H89ZM99 132H101V133H99ZM119 132H121V133H119ZM145 132V133H144ZM147 132H149L150 133V135L149 134H147ZM214 132V133H213ZM4 133V134H3ZM5 133H7V134H5ZM16 133H17V136H16ZM20 133V134H19ZM43 133V134H42ZM67 133V136L69 137H67L66 135H64V134H66ZM69 133H71V134H69ZM72 133H74V134H72ZM82 134V135H84V136H86L85 138H84V141H80V139H79V137H80V135H79V137H76V136H78V134ZM87 133H88V135H87ZM97 133V134H96ZM137 134V138L134 136V135H136ZM231 133V134H230ZM233 133V134H232ZM3 134V135H2ZM15 134V135H14ZM51 134H52V136H51ZM114 134H115V137H114ZM7 135H9V137L7 138ZM14 135V137H12ZM19 135V136H18ZM43 135H46L47 137H45V136H43ZM57 135V136H56ZM71 137H70V136ZM93 135V136H92ZM101 135V136H100ZM130 135H132V136H130ZM142 135V136H141ZM145 135V136H144ZM148 137H147V136ZM153 135V134H152ZM208 135V136H207ZM238 135V136H237ZM4 136V137H3ZM22 136H24V137H22ZM25 136H26V138H25ZM32 137V138H38V139H32V138H29V137ZM40 136V137H39ZM59 136V137H58ZM73 136V137H72ZM88 136V137H87ZM96 138H95V137ZM130 136V137H129ZM139 136V137H138ZM140 136H141V138H143V136H144V138H145V140H144V138L143 139H140ZM154 136V135H153ZM220 138H219V137ZM11 137V138H10ZM19 139V140H16L17 138ZM22 137V138H21ZM93 137V138H92ZM102 137V138H101ZM126 137V138H125ZM135 137V138H134ZM149 137H152L151 139L149 138ZM205 137H206V140H205ZM209 137V138H208ZM227 137V138H226ZM239 137V138H238ZM4 138V139H3ZM27 138H29L28 140H27ZM54 138V139H53ZM55 138H57V139H55ZM78 140H77V139ZM88 138V142H86V139ZM97 138H99V139H97ZM101 138V139H100ZM119 138V139H118ZM122 138V139H121ZM126 139V140H124V139ZM127 138H129V139H127ZM135 139V141L136 140H138L137 141V143H139V141H140V145L139 144H136V142H134V139ZM147 138V139H146ZM150 140H149V139ZM208 138V139H207ZM215 140H214V139ZM247 138H249V139H247ZM26 139V140H25ZM45 139V140H44ZM67 139V140H66ZM69 139H71V140H69ZM89 139H91V140H89ZM241 139V140H240ZM8 140V141H7ZM10 140H11V142H10ZM24 140V141H23ZM31 140H32V142L33 141H36L35 142V145H36V147L38 146V148H36V147H34L35 145H34V142L33 143H31ZM55 142H54V141ZM73 140H74V142H73ZM94 140H98L97 142H94ZM121 140V141H120ZM128 140V141H127ZM149 140V141H148ZM154 140V141H153ZM212 140V141H211ZM219 140V141H218ZM246 140H248V141H246ZM253 140V141H252ZM6 141V142H5ZM13 141V142H12ZM17 141H19V142H17ZM59 142V143H57V142ZM60 141H61V143H62V145H61V143H60ZM91 141V142H90ZM221 141H223V143L221 142ZM227 141V142H226ZM234 141V142H233ZM251 141V142H250ZM256 141H258V142H256ZM3 144H2V143ZM15 142V143H14ZM17 142V143H16ZM30 142V143H29ZM41 142V144H44V142H45V144L46 145H41V144H39ZM52 142V143H51ZM53 142L55 143V144H53ZM67 142H72L71 144L70 143H68L67 144ZM78 142V143H77ZM84 142H86V143H84ZM127 142V143H126ZM142 142V143H141ZM146 142H147V144H146ZM204 142V143H205ZM213 144H212V143ZM216 142H218V144H216ZM6 143V144H5ZM7 143H9V146H8V144ZM19 143V144H18ZM20 143H21V145H20ZM28 143V144H27ZM48 143V144H47ZM77 145H76V144ZM126 143V144H125ZM144 143V144H143ZM225 143V144H224ZM2 144V145H1ZM12 144H14L13 146H12ZM32 144H33V146H32ZM55 145V146H53V145ZM57 144V145H56ZM61 145L60 147L58 146V145ZM69 144H70V146H69ZM81 144L83 145V146H81ZM84 144H86V145H84ZM91 144H93V146L91 145ZM96 144V145H95ZM130 144V143H129ZM132 144H130L133 148H134V146L132 145ZM137 146H136V145ZM143 144V145H142ZM6 145V146H5ZM21 146V147H23V148H21V147H17V146ZM27 145H28V147H27ZM40 145V146H39ZM208 145V146H209ZM215 145V146H214ZM219 145H222V146H219ZM235 145H237V146H235ZM9 147V150H7L8 149V147ZM10 146H12V148L10 147ZM31 146H32V148H31ZM49 147V148H47V147ZM84 146H86V147H84ZM91 146V147H90ZM97 146V148H95V147ZM217 146V147H216ZM224 146V147H223ZM231 146H234L235 148L232 150V148L233 147H231ZM245 146V147H244ZM16 148V150H13L12 151V149H15ZM24 147H25V150H24ZM34 147V148H33ZM45 147V148H44ZM52 147V148H51ZM54 147H56V148H54ZM88 147V148H87ZM128 147H130L129 145H128ZM6 149L7 150V152L6 151H4L3 149ZM10 148H11V150H10ZM84 148H86V149H84ZM93 148V149H92ZM125 148V147H124ZM220 148H221V150H220ZM224 148V149H223ZM231 149L230 151L231 152H229V150L228 149ZM2 149V150H1ZM28 149V150H27ZM29 149H30V151H35V152H30L29 151ZM32 149V150H31ZM40 149H43V150H45L46 152H44L43 150L42 151H40ZM49 149V150H48ZM56 149H57V151L58 152H56ZM80 149V148H79ZM89 149H91V150H89ZM103 149V150H102ZM21 150H23L22 152H21ZM51 150V151H50ZM226 150V151H225ZM1 151H3V152H1ZM18 151H20L21 152V156L23 155V153L24 152H26V153H31V155H28V154H26V153H24V155H23V157L21 158V157H18L20 154V152H18ZM38 151V152H37ZM53 151V152H52ZM55 151V152H54ZM94 151V152H93ZM103 151L105 152V153H107V154H104L103 153ZM6 152V153H5ZM10 152V153H9ZM40 152V153H39ZM51 152V153H50ZM91 152V153H90ZM100 152L102 153L101 155H100ZM228 152V153H227ZM237 152V153H236ZM5 153V154H4ZM9 155H8V154ZM36 153H37V156H36ZM41 155V158H40V155ZM95 153V154H94ZM245 154V155H243V154ZM256 153V154H255ZM19 154V155H18ZM25 154H26V158L24 157L25 156ZM44 154H46V155H44ZM51 155V157L49 158L48 156H50ZM104 154V155H103ZM109 154V156H107ZM241 154V155H240ZM246 154L248 155V157L246 156ZM255 154V155H254ZM11 155H13V156H11ZM17 155V156H16ZM87 155H88V158H87ZM91 155V156H90ZM99 155V156H98ZM105 155L107 156V158L108 159H110V160H108L106 157H105ZM253 156L254 155V157H255V159H253L254 157H252V159H251V157H249V156ZM6 158H5V157ZM10 156V157H9ZM28 156V157H27ZM89 156H90V158H89ZM231 156V157H232ZM244 157V158H241V157ZM11 157H14V158H11ZM17 157V158H16ZM103 157V158H102ZM110 157V158H109ZM240 159H239V158ZM257 157V158H256ZM261 158L262 160H260V162H258L257 160H258V158ZM10 159V161H9V159ZM18 158H19V160H18ZM24 158V159H23ZM29 158H31L30 160H29ZM33 158H35V159H33ZM39 158V159H38ZM45 158L47 159V158H49L48 160H52L51 162L49 161V162H47V160H45ZM95 158L97 159V160H95ZM102 159V160H106V162H108V163H106V162H101L102 160H100L99 161V159ZM105 158V159H104ZM112 158V159H111ZM239 159L240 160V162H239V160H237V159ZM247 158V159H246ZM248 158H250V159H248ZM3 159V160H2ZM6 159H8V161L6 160ZM43 159H44V161H43ZM244 159V160H243ZM257 159V160H256ZM24 160H26V161H24ZM33 160H35L36 162H38V164L35 162L34 163V161ZM42 160V161H41ZM92 160V161H91ZM94 160V161H93ZM248 160H249V162H248ZM253 160H255V161H253ZM13 161V162H12ZM15 161H17V162H19V164H17V162H15ZM30 161H32V163L30 162ZM110 161V162H109ZM238 161V162H237ZM253 161V162H252ZM6 163V165H5V163ZM10 162V163H9ZM15 162V163H14ZM40 162H41V165H40ZM42 162H44L45 164L46 163H48V165L46 164H44V163H42ZM53 162H56V163H53ZM114 164H113V163ZM11 165V167H10V165ZM52 163V164H51ZM71 163H72V165H71ZM99 163V164H98ZM106 163V164H105ZM240 163L242 164V163H245V164H243V165H241L240 166ZM252 163H253V165H252ZM263 163V164H262ZM15 164V165H14ZM16 164L17 165H19V166H17L16 167ZM26 164L28 165V166H26ZM33 164V165H32ZM34 164H35V166H34ZM78 164H79V166H78ZM101 164H103V165H101ZM110 164H113L112 166H110V168H109V165ZM256 164H259V165H256ZM260 164L262 165V166H260ZM52 165V166H51ZM77 165V167H75ZM101 165V166H100ZM116 165V166H115ZM236 165H237V167H236ZM245 165V166H244ZM251 165V166H250ZM254 165H256V166H254ZM8 166V167H7ZM33 166V167H32ZM39 167V168H37V167ZM43 166L45 167V168H43ZM49 166V167H48ZM51 166V167H50ZM74 166V167H73ZM104 166H108V167H105V168H107V169H105L104 168ZM114 166V167H113ZM117 166L120 168L121 166V169L123 170H121V169H119V168H117ZM143 166V167H142ZM242 166H243V168H242ZM14 167V168H13ZM25 167V169H23V168ZM26 167H29V168H27L26 169ZM70 167H72L73 168V170H72V168H70ZM80 167V168H79ZM82 167L84 168V171H83V169H82ZM102 167V168H101ZM112 167L113 168H115V169H112ZM240 167V168H239ZM263 167V168H262ZM25 170L26 171V173L22 170ZM34 168H37V171H34L35 169ZM47 168H48V170H47ZM76 168H77V170L78 171H80V172H78L77 170H76ZM90 168V169H89ZM96 168V169H95ZM108 168H109V170H108ZM142 168L144 169V170H142ZM239 168V169H238ZM1 169H2V171H1ZM3 169H4V171H3ZM30 169V170H29ZM31 169H33V171H32V173H31ZM38 169H40V170H38ZM42 169H44L43 171H42ZM82 169V170H81ZM93 169H95L94 171H96V173H95V175L93 174L94 173V171H93V173H92V170ZM102 169V170H101ZM139 169H140V171H139ZM147 169L149 170V171H147ZM252 171H251V170ZM28 170H29V173H28ZM69 170V171H68ZM72 170V171H71ZM106 170V172H104V171ZM118 170H121L122 172H120V171H118ZM132 170H133V172H132ZM236 170V171H235ZM240 170H243V172H245V174H243V172L242 171H240ZM254 170V171H253ZM21 171V172H20ZM75 171V172H74ZM82 171V172H81ZM115 171V172H114ZM126 171V172H125ZM128 171H130V172H128ZM135 171H137V172H135ZM138 171L142 174H140V173H138ZM145 171H147V172H145ZM258 171V172H257ZM33 172H36V173H33ZM72 172H74V173H72ZM86 173V174H84V173ZM143 172V173H142ZM246 172H248V174L246 173ZM255 173V174H251V173ZM25 173V174H24ZM31 173V174H30ZM77 173H79V174H77ZM119 173V174H118ZM120 173H121V176H120ZM131 173H133L132 175H134V174H140V176H137V175H134V176H132L131 175ZM147 174V175H144V174ZM236 173V174H235ZM23 174V175H22ZM28 174H30V175H28ZM84 174V175H83ZM102 174V175H101ZM105 174V175H104ZM108 174V175H107ZM112 175V177H111V175ZM114 174H116L118 177L120 176L121 178H119V180L117 181V182H114V181H116L117 180V176L116 175H114ZM123 174H124V176H123ZM259 175L260 174V176H257V175ZM92 175V176H91ZM97 175V176H96ZM98 175H100V176H102L101 178H102V182L104 183H102L101 182V184L102 185H104V186H101L100 185V183H98V182H100V181H97L96 179H98V177H100V176H98ZM231 175V176H232ZM251 175H256L255 177L257 178H255L254 176H252L251 177ZM262 175V176H261ZM23 176V177H22ZM94 176H96V177H94ZM105 176V177H104ZM125 176L127 177V178H131V176H132V178L130 179V182L132 183V185H131V183L129 182V180L128 181H125L127 178H125ZM129 176V177H128ZM144 176V177H143ZM239 176V177H238ZM2 177V178H1ZM5 177V178H4ZM108 177V178H107ZM115 178V180H114V178ZM117 177V178H116ZM133 177H134V179H133ZM143 177V178H142ZM30 178V179H29ZM94 178H96V179H94ZM103 178H105V179H103ZM110 178L113 180V181H111L110 180ZM125 178V179H124ZM137 180H136V179ZM2 179H4V180H2ZM108 181H107V180ZM121 179L123 180V182H124V184H123V182H121ZM7 182H6V181ZM15 180V181H14ZM28 180H32V182H29ZM97 181V182H94V181ZM104 180H106L107 182H105ZM136 180V182L134 183L133 181H135ZM139 180V183H141V184H139L137 181ZM260 180H263V181H260ZM9 181V182H8ZM111 181V182H110ZM113 182V183H112ZM121 182V184H118V183H120ZM259 182V183H258ZM261 182H263V183H261ZM2 183H5V185L4 184H2ZM110 183H112L111 184V186H110ZM117 183V184H116ZM127 183V184H126ZM142 183H143V185H142ZM238 183H239V181H238ZM8 186H7V185ZM36 184V185H35ZM99 184V185H98ZM107 184H108V186H107ZM128 184H129V186H128ZM138 184V185H137ZM3 185V186H2ZM123 185L125 186V187H123ZM137 185V186H136ZM141 185H142V187H141ZM233 185V184H232ZM231 185V188H230V193H231V191L234 193L235 192V194H236V196H235V194H233L234 196H235V198L236 199H239L240 197H241V195H243L244 193H249L252 189H251V187L249 188V189H246V190H243V189H239V185H233L232 186ZM9 186H10V188H9ZM22 186H23V184H22ZM21 186V187H22ZM29 186H33V187H35V188H33V190H35V191H33L32 190V188L31 187H29ZM38 186V188H39V190H38V188H36ZM41 186V187H40ZM44 186V187H43ZM113 186V187H112ZM115 186V187H114ZM132 186V187H131ZM234 186H235V188H234ZM2 187V188H1ZM18 187H20V186H18ZM105 187H108V188H105ZM118 187V188H117ZM137 187V189H135ZM141 189H139V188ZM237 187H238V191H237ZM263 187V188H262ZM49 188V189H48ZM104 188V189H103ZM110 188V189H109ZM112 188V189H111ZM123 188H125V189H123ZM128 188L130 189V191L128 190ZM166 188V189H165ZM165 188H163V197L165 196L166 198H167V200L169 199V198H172L173 196H174V198L176 197V192H175V190L173 189L174 187L173 186H170V187H167V186H165ZM28 189V190H27ZM30 189V190H29ZM50 189L52 190V191H50ZM55 189V190H54ZM107 189V190H106ZM116 189H118V191L116 190ZM121 189H123V190H121ZM139 189V190H138ZM173 191H172V190ZM234 191H233V190ZM32 190V191H31ZM104 190V191H103ZM110 190V191H109ZM114 190V191H113ZM117 192H116V191ZM127 190H128V192H127ZM167 190V191H166ZM169 190H171V192L174 194H172V193H170V191ZM243 190V191H242ZM37 191V192H36ZM47 191V192H46ZM49 191V192H48ZM106 191V192H105ZM109 191V192H108ZM112 191V192H111ZM124 191H126V193L124 192ZM145 191V190H144ZM164 191H166V192H164ZM242 191V192H241ZM258 191V192H259ZM26 192V193H25ZM33 192H35V193H33ZM44 192V193H43ZM168 192V193H167ZM175 192V193H174ZM239 192V193H238ZM244 192V193H243ZM259 192V193H260ZM126 194V195H124V194ZM26 194V195H25ZM29 194V195H28ZM106 194H108V196L106 195ZM167 196H166V195ZM173 195L172 197H170V195ZM20 195V196H19ZM34 195V196H33ZM41 197H40V196ZM70 195H71V193H70ZM111 195H113L112 197H111ZM160 195V196H161ZM169 195V196H168ZM240 195V196H239ZM7 196V197H6ZM10 198H9V197ZM32 196V197H31ZM39 196V197H38ZM42 196H43V198H42ZM98 196H99V194H98ZM107 196V197H106ZM161 196V200H166V198H163ZM239 196V197H238ZM35 197H37V198H35ZM51 198V200H50V198ZM58 197V199L59 200H57L56 198ZM62 197H64L65 199H66V197L65 196H62ZM15 198V199H14ZM29 198V199H28ZM32 198H35V199H33L32 200ZM48 198V199H47ZM61 198V199H60ZM9 199V200H8ZM22 200V202L20 201H18V200ZM27 199V200H26ZM37 199H38V201H37ZM41 199V200H40ZM54 199V200H53ZM63 199V200H62ZM67 199H68V197H67ZM241 199H242V197H241ZM10 200H11V202H10ZM24 200V201H23ZM30 200V202H28ZM138 200H140V197L138 198ZM8 201V202H7ZM25 201H27V202H25ZM33 201V202H32ZM35 201V202H34ZM41 203H40V202ZM51 201V202H50ZM53 201V202H52ZM57 201V202H56ZM15 202H17V203H19V204H17V203H15ZM24 202V203H23ZM54 202H55V205H53L54 204ZM21 203V204H20ZM30 203H31V205H30ZM32 203L36 206V207H34L33 208V206L34 205H32ZM41 204V205H40ZM44 204V205H43ZM6 205H4V206H6ZM18 205V206H17ZM39 205H40V207H39ZM28 206V207H27ZM44 206V207H43ZM51 207H53V208H51ZM34 209V210H33ZM48 209V210H49ZM41 210V211H42ZM262 211H264V209L262 210ZM259 216L260 217H264V212H260L259 213ZM8 220V221H7ZM4 221V222H3ZM10 221V222H9ZM14 222V221H16L15 223H14V225H17V226H14V225H12V222ZM8 223V224H6V223ZM19 222H21V223H19ZM22 222H24V221H18V220H16V219H12V218H6V217H2L1 215H0V264H89L90 263V261H92L93 259V261L92 262H94V263H96V264H99V263H101L102 262V264H183L185 261H186V263L185 264H202V263H204V264H208L207 263V261H209V260H211L213 257H218V258H213L212 260L213 261H209V264L211 263V264H224L225 263V261H224V259L226 260V263L225 264H234V263H236V264H261V262H262V264H264V256L262 257V256H257V255H259L258 253H256L255 252V255H252L251 256V253L252 252H254V251H252V250H250V252H249V250H244V249H242L243 251H244V253L242 254V250H239V253H238V250H235L234 251V253L233 254H238L237 256H238V258H237V256H236V258H232L231 256H228L229 257V259L227 258V256L226 255H224L223 253H221V252H223V251H221L219 248H216V249H213V250H209V249H207V248H202V249H200L199 250V248L198 247H184V246H182V245H177V247L176 246H172V248H174V249H172V248H170L171 246H166L165 248H164V246H163V248L162 247H149L151 250H152V248L155 250H153L152 252H153V254H152V252H150L151 250L149 249V248H146L147 246L145 245V241L143 240V238L144 237H142V238H140L139 240H143L144 241V243H143V245H141L140 243V241L139 240H137V241H139V242H137V241H135V242H133V243H131V241H129L128 242V240L126 241H124V240H121L122 238H119V237H116V236H114L113 234L112 235H109V234H111L110 232H106V233H103L102 231H98V230H96V229H91V228H81V227H79L78 225H77V230H76V228L74 229V228H72V229H70L69 231L68 230H55V229H52V230H50L49 231V233L47 232L49 229H47V228H49V227H47L46 225H44V224H42L43 226H45V227H43L41 224H37V223H29V222H24L25 224H26V226L24 225V223L22 224ZM262 222H264V221H262ZM5 223V225H2V224H4ZM11 223V224H10ZM30 225H29V224ZM10 224V225H9ZM19 224V225H18ZM35 224V225H34ZM20 225H22V226H20ZM24 225V226H23ZM32 225V226H31ZM2 226L4 227L3 229L4 230H2ZM15 227L14 229L12 228V227ZM19 226V227H18ZM29 226V227H28ZM39 226V227H38ZM125 226V225H124ZM122 227L121 226V230L123 229V231L126 229V226L125 227ZM12 228L11 229V231L9 230L10 228ZM18 227V228H17ZM22 227H24V228H22ZM28 227V228H27ZM44 228V229H41V228ZM21 228V230H18V229H20ZM27 229V230H26ZM28 229H29V231H28ZM31 229H32V232H31ZM34 229V230H33ZM36 229V230H35ZM16 230H18V231H16ZM23 230H24V233H23ZM28 232H26V231ZM47 230V231H46ZM72 230H76L75 232L74 231H72ZM96 230V231H95ZM127 230L129 231V229L127 228ZM127 230H125L124 232H128ZM5 231V232H4ZM12 231H14V232H12ZM42 232V233H37V232ZM44 231H46V233L47 234H45V232ZM53 233H52V232ZM58 231V232H57ZM65 232V234H66V238L64 237L65 236V234H64V232ZM52 234H51V233ZM60 232V233H59ZM67 232H70L71 234H72V236H71V234L69 233H67ZM78 234H77V233ZM82 232H87L86 234H84V233H82ZM88 232H90V233H88ZM103 233L102 235H101V233ZM4 233V234H3ZM6 233H8V235H10V237H8V235L6 234ZM26 233V234H25ZM56 233H58V234H56ZM109 233V234H108ZM22 234V235H21ZM25 234V235H24ZM28 234H31V235H28ZM34 234H36V237H35V235ZM44 234V235H43ZM51 235V236H49V235ZM59 234H61L60 236H59ZM81 234V235H80ZM82 234H83V237H84V239H87V240H84V239H82ZM95 234L97 235V234H99L98 235V237L97 236H95ZM105 234H107V235H105ZM4 235V236H3ZM5 235H6V237H5ZM19 237H18V236ZM23 237V238H21V236ZM48 235V236H47ZM53 235V236H52ZM56 235V236H55ZM63 235V236H62ZM69 237H68V236ZM88 235H89V237H88ZM93 236V237H96V238H91L90 239V237L91 236ZM109 235V236H108ZM138 235H139V233H138ZM15 236V237H14ZM17 236V237H16ZM41 236V237H40ZM42 236H43V238H42ZM71 236V237H70ZM76 236V237H75ZM102 236V237H101ZM106 236V237H105ZM112 236V237H111ZM8 237V238H7ZM26 237V238H25ZM28 237H30L29 239H28ZM38 237V238H37ZM64 237V238H63ZM80 237V238H79ZM87 237V238H86ZM116 237V238H115ZM140 237H141V235H140ZM10 238H12V239H14V240H12V239H10ZM35 238V239H34ZM61 238H63V240L61 239ZM71 240H70V239ZM99 238V239H98ZM103 238V239H102ZM22 239H24V241L22 240ZM33 239V240H32ZM48 241H50L51 242V245H50V242H48ZM56 239H58V242H60V244L57 242V240ZM67 239V240H66ZM74 239V240H73ZM94 241H93V240ZM105 239V240H104ZM118 239H120V240H118ZM145 239V238H144ZM22 240V241H21ZM26 240V241H25ZM30 240H32V241H30ZM51 240H53V241H51ZM61 240L63 241V242H61ZM77 240H78V243H76L77 242ZM98 240H100V241H98ZM101 240H103V241H101ZM13 241V242H12ZM16 241V242H15ZM21 241V242H20ZM67 242V243H64V242ZM71 241H72V244L73 245H76V248L77 249H75V251H77L76 253L74 252V253H72V254H69V252L67 251V247H66V245L67 244H69V243H71ZM85 242L86 244H91V243H94V244H96L98 247L96 248H94V250L91 252V253H86L85 251H83V252H80L81 253V255L79 254V251L78 250H80V248H81V246H82V244L83 243H80V242ZM114 241V242H113ZM115 241H117L116 243H115ZM120 241H121V243H120ZM122 241H124V242H122ZM142 241V242H143ZM37 242V243H36ZM39 242H41V244L43 245V247L41 246V244L39 243ZM43 242L45 243V244H43ZM54 242L56 243V245L54 244ZM74 242H75V244H74ZM103 242V243H102ZM128 242V243H127ZM10 243V244H9ZM15 243H16V245H15ZM30 243V244H29ZM33 243V244H32ZM64 243V244H63ZM81 245H80V244ZM84 243V244H85ZM101 243V244H100ZM106 245H105V244ZM120 243V244H119ZM131 243V244H130ZM138 243L140 244V245H138ZM21 244H23V245H21ZM24 244H25V246H24ZM28 244V245H27ZM33 246H32V245ZM108 244H114L113 246L111 245V247H110V245L108 246ZM116 244L118 245V246H120V247H115L116 246ZM19 245V246H18ZM52 246V248L51 247H48V246ZM64 245V246H63ZM103 245V246H102ZM127 245V246H126ZM136 246V248H135V246ZM17 246V247H16ZM30 246H32L33 248H31ZM40 246H41V248H40ZM54 246V247H53ZM100 246V247H99ZM103 247V249H101L102 247ZM106 246H108V247H106ZM144 248H146V249H142L143 247ZM181 246V247H180ZM13 247V248H12ZM28 247V248H27ZM37 247H39L40 248V250L37 248ZM48 247V248H47ZM113 247V248H112ZM125 248L124 250L123 249H120V248ZM126 247L128 248V247H130V248H128V249H126ZM132 247V248H131ZM139 247V248H138ZM142 247V248H141ZM167 247H168V250H167ZM43 248H44V253H46V255L44 254V253H42V250H43ZM55 250H54V249ZM114 248H115V252L114 253H111V252H113L114 251ZM117 248V249H116ZM160 250H159V249ZM162 248V249H161ZM176 248L178 249V250H176ZM180 248V249H179ZM17 249V250H16ZM19 249V250H18ZM33 251H32V250ZM38 250V251H34V250ZM47 249V250H46ZM50 249V250H49ZM63 249V250H62ZM100 249V250H99ZM110 249V250H109ZM129 249H131L130 251H129ZM148 249V250H147ZM163 249H164V251H165V249L167 250V251H165V252H162L163 251ZM171 249V252H170V254H172V255H170L169 254V250ZM182 249V250H181ZM187 249H189V250H187ZM192 249H194V250H192ZM196 249L198 250V252L196 251ZM206 249V250H205ZM21 250V252H19V253H21V254H19L18 252H16V251H20ZM26 250V251H25ZM30 250L33 252H31V254H30ZM46 250V251H45ZM52 250V252H51V254H50V252L49 251H51ZM54 250V251H53ZM56 250H58L57 252H55ZM59 250H60V252H59ZM104 250L105 251H107L108 252V254L107 255H105L107 252H105L104 253ZM122 250V251H121ZM127 250V251H126ZM135 250H137V251H139V253L137 252V251H135ZM141 250V251H140ZM150 250V251H149ZM158 250V251H157ZM174 250V251H173ZM204 250H205V252H204ZM208 250V251H207ZM215 250V251H214ZM219 250V251H218ZM13 251V252H12ZM24 251V252H23ZM95 251H96V253H95ZM124 251V252H123ZM134 251V252H133ZM180 251V252H179ZM181 251H183L182 253L183 254H186V255H182L181 254ZM187 251V252H186ZM193 251V252H192ZM194 251L196 252L195 254H194ZM199 251H200V253H199ZM206 251H207V253H206ZM210 251H211V253H210ZM214 251V252H213ZM217 251H218V253H217ZM221 251V252H220ZM27 252H29V253H27ZM37 252V253H36ZM54 252V253H53ZM63 252V253H62ZM85 252V253H84ZM104 253V254H102V253ZM117 252V253H116ZM119 252V253H118ZM122 252V253H121ZM132 252H133V254H132ZM138 253V256H136V254ZM143 254H142V253ZM149 252V253H148ZM155 252V253H154ZM160 254H159V253ZM175 252V253H174ZM190 252V254H188ZM214 253V255H213V253ZM35 253V254H34ZM60 253V254H59ZM67 253V254H66ZM111 253V254H110ZM120 253H121V255L123 256V258H122V256L120 255ZM126 253H128V254H126ZM134 253H136V254H134ZM163 253H165L164 255H162ZM173 253H174V255L177 257V256H179L178 254H180V257H178V258H176L174 255H173ZM199 253V254H198ZM202 253H203V255L205 256L206 255V257H205V259L207 260V261H204L205 259H204V257H203V255H202ZM205 253V254H204ZM216 253L219 255H216ZM246 253H248V254H246ZM250 253V254H249ZM263 253V255H264V252H262ZM12 254V255H11ZM14 254V255H13ZM18 256H17V255ZM26 254H28V255H26ZM39 254V255H38ZM50 254V256H48ZM53 254V255H52ZM54 254H57V257H56V255H54ZM67 256H66V255ZM74 254H75V256H74ZM79 254V255H78ZM83 254V255H82ZM86 254V255H85ZM95 254V255H94ZM99 254V255H98ZM101 254H102V256L103 255H105V256H101ZM111 255V258H106V256H109L110 257V255ZM132 254V255H131ZM142 254V255H141ZM148 254V255H147ZM151 254V255H150ZM158 254V255H157ZM212 256V258L210 257V255ZM223 254V255H222ZM257 254V255H256ZM261 254V253H260ZM16 255V256H15ZM19 255H21V256H19ZM38 255V257H36V256ZM76 255L78 256V260H80V261H78L77 260V257H76ZM115 255V256H114ZM116 255H118V258H117V256ZM140 255V256H139ZM155 255V256H154ZM160 255V256H159ZM168 255H170V257L171 258H169V257H167ZM198 256V259H197V256ZM221 255V256H220ZM241 255H242V258H241ZM249 255V256H248ZM11 256H13V258L11 257ZM33 256V257H32ZM39 256L41 257V258H39ZM68 256H70V257H68ZM81 256V257H80ZM83 256V257H82ZM87 258V259H85V257ZM88 256V257H87ZM101 258H100V257ZM112 256H114V257H116V258H114V257H112ZM121 256V257H120ZM146 256H148V257H146ZM191 256V257H190ZM199 256H201V257H199ZM207 256H208V259H207ZM224 256H226V257H224ZM65 257V258H64ZM73 257V258H72ZM89 257L91 258V260L89 259ZM126 257H128V258H126ZM158 257V258H157ZM161 257V258H160ZM219 257H220V259H219ZM234 259V261L231 259ZM240 257V258H239ZM248 257V258H247ZM253 259H252V258ZM258 257V258H257ZM259 257H261V258H259ZM151 260H150V259ZM180 258H182V259H180ZM185 258V259H184ZM190 258V259H189ZM192 258H194V259H192ZM203 258V259H202ZM221 258H223V259H221ZM228 259V261H227V259ZM250 258V259H249ZM15 259V260H14ZM83 259V260H82ZM89 259V260H88ZM97 259V260H96ZM103 259V260H102ZM107 261H106V260ZM142 259V260H141ZM147 259L148 260H150V261H147ZM154 259H155V261H154ZM157 259V260H156ZM172 259H173V261H175V262H173L172 261ZM178 259H179V261H178ZM187 259V260H186ZM192 259V260H191ZM197 259V260H196ZM200 259H201V262H200ZM219 259V260H218ZM237 259H241V260H237ZM249 259V260H248ZM258 261H257V260ZM262 259V260H261ZM75 260H77L76 262H74ZM82 260V261H81ZM88 260V261H87ZM96 260V261H95ZM99 260V261H98ZM111 260V261H110ZM143 260H144V262H143ZM168 260V261H167ZM177 260V261H176ZM191 260V261H190ZM214 260H215V262H214ZM218 260V261H217ZM255 260V261H254ZM261 260V261H260ZM86 261L88 262V263H86ZM136 261V262H135ZM147 261V262H146ZM162 261V262H161ZM180 261H181V263H180ZM193 261V262H192ZM200 263H199V262ZM220 261V262H219ZM230 261V263H228ZM239 261V262H238ZM240 261H243V262H240ZM247 261V263H245ZM249 261V262H248ZM253 261V263H251ZM257 261V262H256ZM78 262V263H77ZM83 262V263H82ZM85 262V263H84ZM92 262L90 263V264H92ZM105 262V263H104ZM171 262V263H170ZM217 262V263H216ZM222 262V263H221Z\"/></svg>",
    "mask_w": 264,
    "mask_h": 264
},
{
    "label": "bare ground",
    "instance_id": "2",
    "mask_svg": "<svg viewBox=\"0 0 264 264\" xmlns=\"http://www.w3.org/2000/svg\"><path fill=\"white\" fill-rule=\"evenodd\" d=\"M19 1V0H18ZM32 1V0H31ZM58 1V0H57ZM97 1V0H96ZM138 2L137 3H141V1L139 2V0H137ZM147 1V0H146ZM157 1V0H156ZM159 1V0H158ZM168 1V0H167ZM170 1V0H169ZM174 0H172V2H173ZM177 1V0H176ZM180 2H181V4H182V1L181 0H179ZM185 1V0H184ZM191 1V0H190ZM224 1V0H223ZM5 2H6V0H5ZM12 2V1H11ZM20 2V1H19ZM22 2H24L23 0H22ZM22 2H21V4H22ZM36 2V1H35ZM46 2V1H45ZM92 2V1H91ZM90 2V3H91ZM106 2V1H105ZM133 2V1H132ZM142 2H143V0H142ZM163 2H164V7L162 6V7H160V6H158L160 9L161 8H163L162 10H164L165 9V1L163 0ZM175 2V1H174ZM173 2V3H174ZM178 2V1H177ZM197 2V1H196ZM210 2H211V0H210ZM214 2V1H213ZM225 2H226V0H225ZM8 3L10 4V2L8 1ZM15 3V2H14ZM33 3V2H32ZM44 3V2H43ZM48 3V2H47ZM51 3V2H50ZM98 3V2H97ZM146 2H145V0H144V4H145ZM149 3V2H148ZM160 3L162 4V2L160 1ZM183 3H187V2H183ZM189 3V2H188ZM233 3V2H232ZM8 4V5H9ZM13 3H11L10 5H12ZM17 4V3H16ZM20 4V5H21ZM29 4V3H28ZM35 4V3H34ZM45 4V3H44ZM74 4V3H73ZM100 4V3H99ZM102 4V3H101ZM103 4H104V2H103ZM108 4V3H107ZM130 4V3H129ZM170 3H167V5H169ZM222 4V3H221ZM1 5H2V3H1ZM9 5V6H10ZM14 5V4H13ZM13 5L11 6V8L13 7ZM18 5V4H17ZM16 5V6H17ZM20 5H18V7L20 6ZM24 5H26L25 3H24ZM47 5V4H46ZM53 5V4H52ZM60 5V4H59ZM83 5H85V4H83ZM122 5H124V4H122ZM140 5V4H139ZM141 5H143V4H141ZM140 5V6H141ZM153 7H154V3L153 4H151ZM178 5V4H177ZM186 5V4H185ZM204 5V4H203ZM206 5V4H205ZM210 5V4H209ZM208 5V6H209ZM227 5V4H226ZM15 6V7H16ZM31 5L29 4V7H30ZM50 6V5H49ZM91 6V5H90ZM89 6V7H90ZM94 6V5H93ZM107 6V5H106ZM174 6V5H173ZM172 5H171V8L173 7ZM180 6V5H179ZM200 6V5H199ZM222 6V5H221ZM22 7V6H21ZM27 7V6H26ZM44 7V6H43ZM48 7V6H47ZM67 7V6H66ZM126 7V6H125ZM128 7V6H127ZM126 7V8H127ZM144 7H145V5H144ZM146 7H148V6H146ZM146 7H145V9H146ZM151 7V6H150ZM157 7V6H156ZM168 8H170L169 6H167ZM184 7V6H183ZM224 7H226V6H224ZM10 8V9H11ZM20 8V7H19ZM60 8H61V6H60ZM64 8V7H63ZM74 8V7H73ZM110 8V7H109ZM119 8V7H118ZM137 8V7H136ZM149 8V7H148ZM177 8V7H176ZM185 8V7H184ZM191 8V7H190ZM193 8V7H192ZM195 8H197V7H195ZM212 8H214V7H212ZM227 8V7H226ZM264 8V7H263ZM23 9H25L24 8V6H23ZM22 9V10H23ZM27 9H29V8H27ZM31 9V8H30ZM29 9V11H34L33 9H35V8H33V9H31L30 10ZM45 9V8H44ZM53 9V8H52ZM98 9V8H97ZM139 9V8H138ZM151 9V8H150ZM152 9H154V8H152ZM152 9H151V11H152ZM194 9V8H193ZM198 9V8H197ZM205 9V8H204ZM211 9V8H210ZM243 9V8H242ZM13 10H14V8H13ZM21 10V9H20ZM19 10V11H20ZM26 10V9H25ZM42 10H43V8H42ZM46 10H47V8H46ZM69 10V9H68ZM71 10V9H70ZM80 10H81V8H80ZM107 10H109V9H107ZM114 10V9H113ZM121 10V9H120ZM140 10H141V8H140ZM156 10V9H155ZM159 10V9H158ZM161 10V11H162ZM174 10V9H173ZM190 10V9H189ZM188 10V11H189ZM12 11V10H11ZM27 11V10H26ZM25 11V12H26ZM53 11V10H52ZM139 11V10H138ZM146 11H148V10H146ZM195 11V10H194ZM199 11V10H198ZM22 12H24V11H22ZM37 12V11H36ZM40 12V11H39ZM145 12V11H144ZM150 12V11H149ZM163 12H165V11H163ZM163 12H162V14H163ZM173 12V11H172ZM196 12V11H195ZM206 12V11H205ZM7 13V12H6ZM8 13H10V11L8 12ZM53 13V12H52ZM55 13V12H54ZM95 13V12H94ZM133 13V12H132ZM151 13V12H150ZM153 13H155V12H153ZM157 13V12H156ZM159 13V16H160V14H161V12H158ZM165 13H167V12H165ZM187 13H189V12H187ZM27 14V13H26ZM32 14H34V13H32ZM37 15H38V13H36ZM35 14V15H36ZM49 14V13H48ZM101 14V13H100ZM117 14V13H116ZM152 14V13H151ZM161 14V15H162ZM171 14V13H170ZM175 14V13H174ZM176 14H178V13H176ZM185 14V13H184ZM215 14V13H214ZM223 14H224V12H223ZM35 16V17H38V16ZM41 15V14H40ZM39 15V16H40ZM43 15V14H42ZM41 15V16H42ZM58 15H60V14H58ZM154 15V14H153ZM156 15V14H155ZM154 15V16H155ZM163 15H165V14H163ZM168 15H169V13H168ZM171 15H173V13L171 14ZM180 15V14H179ZM194 15V14H193ZM192 15V16H193ZM196 15V14H195ZM22 16V15H21ZM29 16V15H28ZM32 15L30 14V16L29 17H31ZM34 16V15H33ZM40 16V17H41ZM56 16V15H55ZM67 16V15H66ZM167 16V15H166ZM197 16H198V14H197ZM223 16V15H222ZM6 17V16H5ZM13 17V16H12ZM63 17V16H62ZM67 17H70V16H67ZM94 17V16H93ZM99 17H102V16H99ZM161 17V16H160ZM164 17V16H163ZM168 17V16H167ZM171 17V16H170ZM169 17V18H170ZM235 17V16H234ZM241 17V16H240ZM7 18V17H6ZM39 18V17H38ZM37 18V19H38ZM59 18V17H58ZM66 17H65V15H64V19H65ZM121 18V17H120ZM145 18V17H144ZM172 18V17H171ZM177 18V17H176ZM181 18V17H180ZM187 18H189V19H191L190 18V16L188 15V17H186V19ZM197 18V17H196ZM259 18V17H258ZM73 19V18H72ZM72 19H70V20H72ZM86 19V18H85ZM132 19V18H131ZM161 19V18H160ZM163 19V18H162ZM161 19V20H162ZM175 19V18H174ZM185 19V20H186ZM28 20H30L29 18H28ZM42 20V19H41ZM44 20V19H43ZM49 20V19H48ZM68 20V19H67ZM112 20V19H111ZM178 20V19H177ZM188 20V19H187ZM219 20V19H218ZM223 20V19H222ZM240 19H238V21H239ZM248 20V19H247ZM7 21V20H6ZM10 21H12V20H10ZM74 21V20H73ZM165 21H168V20H166L165 19ZM170 21V20H169ZM172 21H173V18H172ZM183 21H184V19H183ZM195 21V20H194ZM193 21V22H194ZM199 22H200V20H198ZM220 21V20H219ZM231 21H233V20H231ZM241 21V20H240ZM9 22V21H8ZM22 22V21H21ZM40 22H42V21H40ZM54 22V21H53ZM69 22H71V21H69ZM90 22V21H89ZM97 22V21H96ZM123 22V21H122ZM133 22V21H132ZM156 22H158V24H161L162 22L160 21V23H159V21H156ZM175 22H176V20H174V23H173V25L175 24ZM185 22V21H184ZM198 22V23H199ZM211 22V21H210ZM242 22V21H241ZM258 22V21H257ZM260 22V21H259ZM37 23V22H36ZM50 23H51V21H50ZM74 23V22H73ZM95 23V22H94ZM99 23V22H98ZM134 23V22H133ZM137 23V22H136ZM165 24L167 23L168 24V22H164ZM178 23V22H177ZM186 23H188V22H186ZM185 23V24H186ZM191 23V22H190ZM195 23V22H194ZM203 23V22H202ZM21 24V23H20ZM48 24V23H47ZM56 24V23H55ZM65 24V23H64ZM68 23H66L65 25L68 27V25H67ZM70 24V23H69ZM88 24V23H87ZM157 24V23H156ZM217 24V23H216ZM7 25V24H6ZM30 25V24H29ZM54 25V24H53ZM52 25V26H53ZM58 25H59V23H58ZM63 25V24H62ZM72 25V24H71ZM71 25H69L70 27H71ZM94 25H96V24H94ZM143 25V24H142ZM153 25V24H152ZM164 25V24H163ZM169 25V24H168ZM172 24H171V26H173ZM177 25V24H176ZM181 25H182V23H181ZM188 25V24H187ZM195 25V24H194ZM209 25V24H208ZM225 25V24H224ZM243 25V24H242ZM9 26V25H8ZM61 26V25H60ZM82 26H84V25H82ZM123 26H125V25H123ZM130 26V25H129ZM128 26V27H129ZM160 26V25H159ZM180 26V25H179ZM183 26V25H182ZM185 26L186 25H184V29H185ZM196 26H197V24H196ZM195 26V27H196ZM249 26V25H248ZM256 26V25H255ZM7 27V26H6ZM26 27V26H25ZM32 27H34V25L32 26ZM44 27H45V25H44ZM54 27H55V25H54ZM64 26H62V28H63ZM85 27V26H84ZM108 27V26H107ZM122 27V26H121ZM121 27H120V30H121ZM128 27L126 26L125 28H127L128 29ZM153 27H154V25H153ZM170 27V26H169ZM187 27V26H186ZM189 27V26H188ZM193 27V26H192ZM262 27H263V25H262ZM5 28V27H4ZM14 28H16V27H14ZM14 28H13V30H14ZM37 28V27H36ZM61 28V29H62ZM66 28V27H65ZM82 28V27H81ZM124 28V29H125ZM130 28H131V26H130ZM129 28V29H130ZM151 28V27H150ZM167 28V27H166ZM173 28V27H172ZM175 28V27H174ZM245 28V27H244ZM10 29V28H9ZM17 29H21V28H17ZM26 29V28H25ZM28 29H30V28H28ZM39 29V31H40V27L38 28ZM48 29V28H47ZM67 29V28H66ZM113 29V28H112ZM123 29V28H122ZM160 29V28H159ZM181 29V28H180ZM183 29V28H182ZM181 29V30H182ZM184 29L182 30V31H184ZM189 30H191V28H188ZM187 29V30H188ZM198 29V28H197ZM238 29V28H237ZM259 29V28H258ZM5 30V29H4ZM3 30V31H4ZM11 30V29H10ZM12 30V31H13ZM31 30V29H30ZM42 30H44V29H42ZM49 30V29H48ZM69 30H71V29H69ZM132 30V29H131ZM187 31V33H188V36H189V32L190 31ZM195 30H196V28H195ZM11 31V32H12ZM19 31V30H18ZM53 31H55L54 30V28H53ZM63 31H65V30H63ZM97 31V30H96ZM185 31H186V29H185ZM185 31H184V34H186L187 35V33H185ZM192 31V30H191ZM193 31H194V28H193ZM192 31V32H193ZM200 31V30H199ZM199 31L197 30L196 31V33H197V35L195 34V36L197 37L198 36V34H199ZM203 31V30H202ZM201 31V32H202ZM239 31V30H238ZM2 32V31H1ZM0 32V33H1ZM6 32V31H5ZM4 32V33H5ZM8 32V31H7ZM14 32V31H13ZM21 32V31H20ZM19 32V33H20ZM122 32H123V30H122ZM125 32V31H124ZM129 32H130V30H129ZM204 32V31H203ZM202 32V33H203ZM206 32V31H205ZM211 32H212V30H211ZM3 33V32H2ZM27 33V31L25 32V34ZM29 33V32H28ZM27 33V34H28ZM31 33V32H30ZM50 33V32H49ZM52 33V32H51ZM107 33V32H106ZM112 33H114V32H112ZM120 33V32H119ZM132 33V32H131ZM134 33V32H133ZM191 33V32H190ZM194 33H195V31H194ZM202 33H200L201 35L200 36H203L202 35ZM217 33V32H216ZM233 33V32H232ZM242 33V32H241ZM7 34V33H6ZM9 34H10V32H9ZM25 34H23L24 36H25ZM33 34V33H32ZM35 34V33H34ZM34 34H33V37H34ZM57 34V33H56ZM68 34V33H67ZM109 34V33H108ZM107 34V35H108ZM117 34V33H116ZM122 34H124V33H122ZM125 34H126V32H125ZM135 34V33H134ZM1 36H2V34H0ZM13 35V34H12ZM11 35V36H12ZM18 35V34H17ZM31 35V34H30ZM119 35V34H118ZM128 35V34H127ZM194 35V34H193ZM192 35V36H193ZM208 35V34H207ZM225 35V34H224ZM14 37H15V35H13ZM19 36H21V35H19ZM38 36V35H37ZM47 36H48V34H47ZM67 36V35H66ZM132 36H133V34H132ZM190 36H191V34H190ZM190 36H189V38H190ZM195 36H193V37H195ZM200 36H198V38L200 37ZM206 36V35H205ZM227 36V35H226ZM235 36V35H234ZM3 38H5V36H2ZM27 37H28V35H27ZM62 37V36H61ZM109 37V36H108ZM204 37V36H203ZM228 37V36H227ZM232 37V36H231ZM1 38V37H0ZM3 38H1V41L2 42H4L3 40H5V39H8V38H5V39H3ZM16 38V37H15ZM23 38V37H22ZM49 38V37H48ZM63 38H65V37H63ZM110 38V37H109ZM133 38V37H132ZM201 38V37H200ZM3 39V40H2ZM27 39V38H26ZM35 39V38H34ZM186 39V38H185ZM203 38H201V40H202ZM206 39V38H205ZM219 39V38H218ZM9 40V39H8ZM60 40H61V38H60ZM63 40V39H62ZM65 40V39H64ZM196 40V39H195ZM206 40H208V39H206ZM0 41V42H1ZM17 41V40H16ZM34 41V40H33ZM65 41H67V40H65ZM190 41V40H189ZM1 42V43H2ZM18 42V41H17ZM22 42V41H21ZM20 42V43H21ZM46 42V41H45ZM44 42V43H45ZM50 42V41H49ZM186 42V41H185ZM208 42V41H207ZM212 42V41H211ZM227 42V41H226ZM6 43H7V41H6ZM6 43H4V44H6ZM8 43H9V41H8ZM11 43V42H10ZM9 43V44H10ZM27 43H29V42H27ZM47 43V42H46ZM46 43H45V45H46ZM70 43H71V41H70ZM69 43V44H70ZM206 43V42H205ZM258 43V42H257ZM12 45L14 44L13 42L11 43ZM10 44V45H11ZM36 44V43H35ZM53 44V43H52ZM68 44V45H69ZM72 44V43H71ZM215 44V43H214ZM249 44V43H248ZM259 44V43H258ZM8 45V44H7ZM11 45V46H12ZM20 45V44H19ZM24 45H26V44H24ZM49 46H51L50 44H48ZM56 45V44H55ZM58 45V44H57ZM57 45L55 46L56 48H57ZM73 45V44H72ZM77 45V44H76ZM92 45V44H91ZM197 45V44H196ZM229 45V44H228ZM254 45V44H253ZM22 46V45H21ZM85 46V45H84ZM212 46V45H211ZM29 47V46H28ZM31 47V46H30ZM41 47V46H40ZM46 46H44V48H45ZM59 47V46H58ZM63 47V46H62ZM65 47V46H64ZM63 47V48H64ZM76 46L74 45V47L73 48H75ZM78 47V46H77ZM76 47V48H77ZM80 47V46H79ZM82 48H79V50L77 49V51H80V50H83V46H81ZM87 47H89V46H87ZM86 47V48H87ZM253 47V46H252ZM4 48V47H3ZM8 48V47H7ZM13 48V47H12ZM50 48V47H49ZM85 48V49H86ZM9 49V48H8ZM14 49H16V48H14ZM31 49V48H30ZM29 49V50H30ZM59 49V48H58ZM65 49V48H64ZM91 49H93V48H91ZM95 49H97V47H95ZM186 49V48H185ZM89 50H90V47H89ZM88 50V51H89ZM94 50V49H93ZM139 50V49H138ZM140 50H141V48H140ZM179 50V49H178ZM189 50V49H188ZM250 50V49H249ZM254 50V49H253ZM3 51H5V50H3ZM2 50H1V52H3ZM15 51H17V50H15ZM51 51V50H50ZM65 51V50H64ZM85 51V50H84ZM87 51V50H86ZM85 51V52H86ZM87 51V52H88ZM92 51V50H91ZM90 51V52H91ZM153 51V50H152ZM172 51V50H171ZM1 52H0V55H1ZM20 52H22V51H20ZM19 52V53H20ZM35 52V51H34ZM68 52V51H67ZM76 52V51H75ZM94 52H97V51H94ZM4 53V52H3ZM64 53H66V52H64ZM68 53H70V51L68 52ZM82 53H84L83 51H82ZM161 53V52H160ZM187 53V52H186ZM5 54V53H4ZM13 54V53H12ZM12 54H11V56H12ZM21 54V53H20ZM24 53H22L21 55H23ZM46 55H47V53H45ZM97 54H98V52H97ZM99 54H101V52L99 53ZM115 54H117V53H115ZM154 54H155V52H154ZM162 54V53H161ZM7 55H9V53L7 54ZM16 55V54H15ZM34 55H36V54H34ZM48 55H50V54H48ZM51 55H52V52H51ZM50 55V56H51ZM86 55V54H85ZM84 55V56H85ZM88 55V54H87ZM141 55V54H140ZM140 55H138L139 57H140ZM158 55V54H157ZM160 55V54H159ZM167 55V54H166ZM171 55H172V53H171ZM2 56V55H1ZM25 56V55H24ZM60 56V55H59ZM72 56H73V54H72ZM98 56V55H97ZM104 56V55H103ZM121 56V55H120ZM144 56V55H143ZM146 56V55H145ZM148 56V55H147ZM163 56V55H162ZM9 57V56H8ZM16 57V56H15ZM26 57V56H25ZM35 57V56H34ZM38 57H40V56H38ZM42 57V56H41ZM54 57H55V55H54ZM54 57H49L50 59L52 58V60H53V58ZM96 57V56H95ZM107 57V56H106ZM131 57V56H130ZM149 57V56H148ZM155 57V56H154ZM153 57V58H154ZM158 57V56H157ZM157 57H155V60L157 59ZM159 57H161V56H159ZM170 57V56H169ZM18 58V57H17ZM36 58V57H35ZM44 58V57H43ZM64 58V57H63ZM68 58H70V57H67V59ZM88 58V57H87ZM86 57H85V59H87ZM99 58V57H98ZM103 58V57H102ZM108 58V57H107ZM106 58V59H107ZM133 58V57H132ZM165 58V57H164ZM186 57H184V59H185ZM187 58H189L188 56H187ZM247 58V57H246ZM245 58V59H246ZM46 58H44V60H45ZM56 59V58H55ZM61 58H59V60H60ZM72 59V58H71ZM81 59V58H80ZM90 59H92L91 57H90ZM94 59V58H93ZM111 59V58H110ZM109 59V60H110ZM121 59V58H120ZM169 59V58H168ZM173 59V58H172ZM189 59H191V58H189ZM194 59V58H193ZM8 60V59H7ZM12 60V59H11ZM21 60H23V59H21ZM27 60V59H26ZM26 60H23V61H26ZM31 60V59H30ZM37 59H35V61H36ZM38 60H40V59H38ZM59 60L57 59V62L59 63ZM75 60V63H76V59H74ZM77 60H78V57H77ZM95 60V59H94ZM114 60H116V59H114ZM164 60V59H163ZM207 60V59H206ZM243 60V59H242ZM248 60V59H247ZM1 61V60H0ZM5 61V60H4ZM16 60L14 59V62H15ZM19 61V60H18ZM17 61V62H18ZM28 61V60H27ZM32 62H34V59L33 60H31ZM42 61V60H41ZM40 61V63L41 64H39L38 63V61H36L39 65H47L48 64V61L46 62V61H42L41 62ZM49 61H51V60H49ZM65 61V60H64ZM80 60H78V62H79ZM82 61L84 62V59H82ZM86 61V60H85ZM91 60H89V62H90ZM93 61V60H92ZM98 61V60H97ZM105 61V60H104ZM117 61H119V59L117 60ZM123 61V60H122ZM122 61H121V63H122ZM141 61V60H140ZM199 61L200 60H198V63H199ZM201 61H202V59H201ZM210 61V60H209ZM256 61V60H255ZM258 61V60H257ZM10 62V61H9ZM13 62V63H14ZM17 62H15V64L17 63ZM20 62V61H19ZM18 62V63H19ZM53 62V61H52ZM54 62H56L55 60H54ZM68 62V61H67ZM77 62V63H78ZM86 62H88V61H86ZM100 62V61H99ZM103 62V61H102ZM114 63L116 62V61H113ZM145 62V61H144ZM147 62V61H146ZM145 62V63H146ZM194 62V61H193ZM253 62V61H252ZM62 63H63V59H62ZM62 63H59L60 65H62ZM80 63V62H79ZM85 63V62H84ZM83 63V64H84ZM93 63V62H92ZM95 63H96V61H95ZM111 64H112V66L114 65L112 62H110ZM110 63H108V64H110ZM118 63V62H117ZM120 63V64H121ZM128 63V62H127ZM131 63V62H130ZM133 63V62H132ZM135 63H136V61H135ZM140 63V62H139ZM149 64H150V62H148ZM151 63H153V62H151ZM165 63V62H164ZM189 63V62H188ZM197 63V62H196ZM203 63V62H202ZM201 63V64H202ZM4 64V63H3ZM2 64V65H3ZM26 64V63H25ZM55 64V63H54ZM67 64L69 65V66H67ZM67 64H65L66 65V67H63V68H60L61 66H59L58 64L56 65V66H59L58 68H60L61 70H59L57 73H56V71L54 72V73H52V74H55V76L53 75V78H48L47 77V74H45V71H42L41 72V74H39V73H36V74H38V75H35V76H33V77H35V79H37V80H39V79H41V81L40 82H50L49 80H51L52 79V82H54L55 84H57L58 85V88H56V87H52V84H51V82L49 83V84H51V87H52V91H51V93H52V96H55V97H60V96H62V95H60L59 96V94H61V92H62V94L65 92L66 93V90L67 91H69V89H67L66 87L67 86H70L69 88H71V86H72V88L73 87H75L76 89H78V88H80V86H81V84H83V82H85V81H89L90 83H92L94 86L96 85V86H99V87H101V88H104V89H120V88H122V86H123V84H124V82H119V81H115V80H113L112 81V79H114V78H112V79H110L109 77H94V76H90V75H88V73H86V71L84 72V71H81V70H79L78 68H80V67H76L75 65H70L69 64V62L67 63ZM82 64V63H81ZM91 64V63H90ZM97 64L99 65V63L97 62ZM96 64V65H97ZM103 64H104V62H103ZM106 64V63H105ZM119 64V66H121ZM124 64V63H123ZM122 64V65H123ZM144 64V63H143ZM155 64V63H154ZM153 64V65H154ZM163 64V63H162ZM181 64H183V63H181ZM194 64V63H193ZM9 66L11 65V64H8ZM29 65H31V63L29 64ZM37 65V64H36ZM36 65H34V66H36ZM63 65H64V63H63ZM64 65V66H65ZM78 65V64H77ZM95 65V66H96ZM102 65V64H101ZM130 65V64H129ZM136 65V64H135ZM158 65H161V64H158ZM168 65V64H167ZM0 66H1V64H0ZM13 66V65H12ZM20 66V65H19ZM33 66V65H32ZM49 66V65H48ZM54 66V65H53ZM80 66V65H79ZM82 66H84V65H82ZM85 66H87L86 65V63H85ZM89 66V65H88ZM94 66V67H95ZM103 66V65H102ZM112 66L111 67H107V68H111L112 69ZM125 66H127V65H125ZM138 66V65H137ZM195 66V65H194ZM249 66V65H248ZM3 67V70H4V66H2ZM15 67V66H14ZM16 67H17V65H16ZM28 67V66H27ZM99 67V66H98ZM106 67V66H105ZM117 67V66H116ZM139 67V66H138ZM146 67V66H145ZM148 67V66H147ZM154 67V66H153ZM155 67H156V64H155ZM166 67V66H165ZM17 68H19V67H17ZM26 68V67H25ZM42 68H44V67H42ZM82 68V67H81ZM86 68V67H85ZM91 68V67H90ZM89 68V69H90ZM102 68V67H101ZM115 67L113 66V69H114ZM125 68V67H124ZM151 68V67H150ZM149 68V69H150ZM162 68H164L163 66H162ZM162 68H160V71H161V69ZM8 69V68H7ZM23 69V68H22ZM47 69H48V67H47ZM47 69H44V70H47ZM88 69V70H89ZM103 69V68H102ZM117 69V68H116ZM119 69H121V68H119ZM125 69H127V68H125ZM129 69V68H128ZM142 69V68H141ZM144 69V68H143ZM1 70V69H0ZM18 71H20L21 70V68L20 69H17ZM25 70H27V68L25 69ZM24 70V71H25ZM86 70H87V68H86ZM92 70V69H91ZM91 70H89L88 72H90ZM93 70H94V68H93ZM136 70V69H135ZM139 70V69H138ZM154 70V69H153ZM180 70V69H179ZM7 71H9V72H5V73H7V74H9L11 71L10 70H7ZM23 71V70H22ZM38 71V70H37ZM100 70L98 69V72H99ZM107 71L109 72V70L107 69ZM116 71V70H115ZM117 71H121V70H117ZM122 71H123V69H122ZM125 71V70H124ZM134 71V70H133ZM140 71V70H139ZM141 71H144V70H141ZM147 71H149V70H147ZM151 71V70H150ZM154 71H156V70H154ZM153 71V72H154ZM201 71H202V69H201ZM0 72H2V71H0ZM16 72V71H15ZM21 72V71H20ZM26 72V71H25ZM51 72V71H50ZM49 72V73H50ZM95 72H97V71H95ZM102 72H104L105 73V71H102ZM138 71H136V73H137ZM5 73H3L2 72V75L3 74H5ZM18 73V72H17ZM16 73V74H17ZM28 73V75L30 74L29 72H27ZM26 73V74H27ZM35 73V72H34ZM111 73V72H110ZM109 73V74H110ZM113 73V72H112ZM115 73H117V72H115ZM114 73V74H115ZM122 73H124V72H122ZM130 73V72H129ZM146 73V72H145ZM149 73V72H148ZM167 73V72H166ZM231 73V72H230ZM11 74V73H10ZM31 74H33L32 72H31ZM93 75H95L94 74V72L92 73ZM96 74H98V73H96ZM101 74H103V73H101ZM100 74V75H101ZM127 74V73H126ZM125 74V75H126ZM138 74H140V72L138 73ZM150 74V73H149ZM179 74V73H178ZM203 74V73H202ZM234 74V73H233ZM13 75V74H12ZM18 75H19V73H18ZM27 75V76H28ZM131 75V74H130ZM152 76H153V74H151ZM158 75V74H157ZM156 75V76H157ZM256 75V74H255ZM22 76V75H21ZM50 76H51V74H50ZM97 76V75H96ZM122 76H123V74H122ZM160 76H161V74H160ZM178 76V75H177ZM263 76V75H262ZM3 77H5V75L3 76ZM6 77H7V75H6ZM5 77V78H6ZM114 77V76H113ZM116 77V76H115ZM118 77V76H117ZM120 77V76H119ZM145 77H146V75H145ZM149 77V76H148ZM154 77V76H153ZM214 77V76H213ZM255 77V76H254ZM2 78V77H1ZM12 78V77H11ZM15 78H18V77H15ZM14 78V79H15ZM25 78H26V76H25ZM124 78V77H123ZM144 78V77H143ZM156 78V77H155ZM155 78H154V80H155ZM263 78V77H262ZM13 79V80H14ZM28 79V78H27ZM116 79V78H115ZM118 79V78H117ZM120 79H121V77H120ZM125 79V78H124ZM123 79V80H124ZM147 79V78H146ZM166 79V78H165ZM175 79V78H174ZM184 79V78H183ZM204 79V78H203ZM208 79V78H207ZM9 79H4V80H0L1 81V83H3V84H8V81ZM12 79H11V81H13ZM20 80H23V79H20ZM34 80V79H33ZM32 80V81H33ZM122 80V79H121ZM135 80V76H134V79L133 80H131L130 81V85L132 86V84H134V81ZM148 80H149V78H148ZM159 80H160V78H159ZM167 80V79H166ZM182 80V79H181ZM188 80V79H187ZM196 81H197V78L195 79ZM202 80V79H201ZM205 80V79H204ZM203 80V81H204ZM209 80V79H208ZM125 81H126V79H125ZM160 81H162V79L160 80ZM163 81H165V80H163ZM172 81V80H171ZM192 81V80H191ZM190 80H189V82L190 83H193V82H191ZM194 81V80H193ZM206 82H210L211 80H209V81H207V80H205ZM204 81V82H205ZM261 81V80H260ZM10 82V81H9ZM17 82V81H16ZM19 82V81H18ZM23 82V81H22ZM145 82H147V81H145ZM151 82V81H150ZM168 82H169V80H168ZM167 82V83H168ZM201 82V81H200ZM225 82V81H224ZM0 83V84H1ZM12 83H15L14 81L12 82ZM86 83V82H85ZM137 83V82H136ZM148 83V82H147ZM199 83V82H198ZM211 83V82H210ZM209 83V84H210ZM212 83H214V82H212ZM211 83V84H212ZM216 83V82H215ZM16 84V83H15ZM27 84V83H26ZM41 84V83H40ZM43 84V83H42ZM117 84V85H116ZM127 84V83H126ZM138 84V88H136V89H139V83H137ZM155 84V83H154ZM161 83H158V85H160ZM208 84V85H209ZM10 85V84H9ZM86 85V84H85ZM125 85V84H124ZM146 84H144V86H145ZM148 85V84H147ZM170 85V84H169ZM215 85H217V84H215ZM13 86V85H12ZM21 86H22V84H21ZM24 86H25V83H24ZM41 86V85H40ZM82 86H84V85H82ZM130 86V87H131ZM156 86V85H155ZM161 86H162V84H161ZM164 86V85H163ZM235 86V85H234ZM4 87V86H3ZM16 87V86H15ZM49 87H50V85H49ZM90 87V86H89ZM125 87H126V85H125ZM149 87V86H148ZM185 87V86H184ZM206 87V86H205ZM209 87V86H208ZM236 87V86H235ZM242 87V86H241ZM8 88V87H7ZM20 88V87H19ZM45 88H47V87H45ZM71 88V89H72ZM97 88V87H96ZM95 88V89H96ZM127 88H129L128 86H127ZM133 88H135L134 86H133ZM146 88V87H145ZM244 88V87H243ZM14 89V88H13ZM21 89V88H20ZM84 89V88H83ZM87 89V88H86ZM103 89V90H104ZM124 89V88H123ZM122 89V90H123ZM130 89V88H129ZM150 89H151V86H150ZM168 89V88H167ZM187 89V88H186ZM198 89V88H197ZM246 89V88H245ZM6 90V89H5ZM22 90V89H21ZM51 90V89H50ZM75 90V89H74ZM80 90V89H79ZM89 90V89H88ZM94 90V89H93ZM131 90V89H130ZM141 90H142V86H141ZM146 90H148V89H146ZM146 90H144V91H146ZM158 90V89H157ZM166 90V89H165ZM177 90H179V89H177ZM206 90V89H205ZM237 90V89H236ZM10 91V90H9ZM27 91H29V92H31L30 90H27ZM38 91V90H37ZM73 91V90H72ZM81 91V90H80ZM85 91V90H84ZM110 92H111V90H109ZM108 91V92H109ZM143 91V92H144ZM153 91V92H152ZM151 92L152 93H156V92H154V90H152ZM173 91V90H172ZM50 92V91H49ZM49 92H48V96H50L49 95ZM86 92V91H85ZM101 92V91H100ZM103 92V91H102ZM105 92V91H104ZM112 92H114V91H112ZM142 92V93H143ZM150 92V93H151ZM168 92H169V89H168ZM178 92V91H177ZM193 92V91H192ZM196 92H198V91H196ZM5 93V92H4ZM16 93V92H15ZM18 93V92H17ZM22 93V92H21ZM21 93H19V95L21 94ZM41 93V92H40ZM64 93V94H65ZM78 93H79V91H78ZM83 93V92H82ZM122 93H124V92H122ZM130 93H131V91H130ZM129 93V94H130ZM133 93H134V91H133ZM133 93H131L132 95H133ZM139 93V92H138ZM136 94V95H138V96H136V97H139V94ZM145 93H147V92H145ZM144 93V94H145ZM63 94V95H64ZM86 94H88V93H86ZM92 94V93H91ZM98 94H100V93H98ZM111 94V93H110ZM117 94V93H116ZM126 94H128V93H126ZM148 94V93H147ZM146 94V95H147ZM157 94V93H156ZM156 94H155V96H156ZM169 94H170V92H169ZM199 94V93H198ZM201 94V93H200ZM46 95V94H45ZM88 95H90V94H88ZM31 96V95H30ZM36 96V95H35ZM51 96V97H52ZM83 96V95H82ZM92 96V95H91ZM101 96V95H100ZM103 96V95H102ZM113 97V95H108V97ZM124 96V95H123ZM122 96V97H123ZM126 97H128L127 95H125ZM164 95H162V97H163ZM10 97H12L13 98V96H10ZM17 97V96H16ZM24 97V96H23ZM39 97H40V95H39ZM104 98H105V95L103 96ZM111 97V98H112ZM131 97V96H130ZM161 97V98H162ZM166 97H168V98H170V96H166ZM173 97V95L171 96V98ZM190 97V96H189ZM188 97V98H189ZM2 98V97H1ZM90 98V97H89ZM97 98H100V97H97ZM110 98V99H111ZM116 98V97H115ZM133 98V97H132ZM157 98H159V100H160V97L158 96ZM260 98V97H259ZM19 99V98H18ZM17 99V100H18ZM39 99V98H38ZM66 99H68V98H66ZM84 98H82L81 100H83ZM86 99V98H85ZM91 99V98H90ZM89 99V100H90ZM92 99H94V98H92ZM91 99V100H92ZM96 99V98H95ZM117 99H119V98H117ZM143 99V98H142ZM146 99H147V97H146ZM151 99V98H150ZM150 99H148L149 101H150ZM187 99V98H186ZM189 99H192V97L191 98H189ZM199 99V98H198ZM20 100V99H19ZM33 100V99H32ZM80 100V101H81ZM97 100V99H96ZM106 100V102H107V100H108V98H106L105 99ZM112 100H113V98H112ZM111 100V101H112ZM156 100V99H155ZM164 100V99H163ZM163 100L161 99L160 100V102L162 101L163 102ZM170 100V99H169ZM173 100V99H172ZM13 101V103H14V100H12ZM39 101V100H38ZM75 101H77V100H75ZM85 100H83V102H84ZM86 101H88L87 99H86ZM95 101V100H94ZM100 101H101V99H100ZM109 101V100H108ZM122 101V100H121ZM126 101H128V100H126ZM146 101V100H145ZM165 101V100H164ZM183 101V100H182ZM186 101V100H185ZM192 101V100H191ZM3 102V101H2ZM26 103H27V101H25ZM33 102V101H32ZM51 102H52V100H51ZM59 102V101H58ZM64 102H66V100L64 101ZM69 102V101H68ZM71 102V101H70ZM89 102H91V101H89ZM96 102V101H95ZM134 102V101H133ZM170 102V101H169ZM36 103V102H35ZM39 103V102H38ZM86 103V102H85ZM97 104H98V102H96ZM102 103V102H101ZM112 103H114V102H111V104ZM150 103H153V99H152V102L150 101ZM156 103H159V101L158 102H156ZM155 102H154V105L156 104ZM164 103V102H163ZM162 103V104H163ZM167 103V102H166ZM173 103H175L174 102V100H173ZM1 104V103H0ZM3 104V103H2ZM0 105V106H3V105ZM8 104V103H7ZM17 104H18V102H17ZM16 104V105H17ZM61 104V103H60ZM60 104H56V105H60ZM72 104H74V103H72ZM71 104V105H72ZM88 104V103H87ZM93 104V103H92ZM91 104V105H92ZM106 103H104L103 105H105ZM110 104V103H109ZM110 104V106L112 107V109H115L114 107L115 106H112ZM126 104V103H125ZM129 103H127L126 105H128ZM135 104H137V103H135L134 102V105ZM183 104V103H182ZM21 106H22V104H20ZM37 105V104H36ZM78 105V104H77ZM80 105V104H79ZM99 105H101V104H99ZM115 105V104H114ZM123 103H122V105H121V107H123ZM158 105V104H157ZM163 105H165V103L163 104ZM170 105V104H169ZM15 106V105H14ZM18 106V105H17ZM23 106H25V105H23ZM40 106V105H39ZM66 106V105H65ZM82 106V105H81ZM108 106V105H107ZM129 106V105H128ZM128 106H127V110H126V112L128 111L129 112V110H128ZM141 106H142V103H141ZM143 106H145V105H143ZM159 106V105H158ZM167 106V105H166ZM165 106V107H166ZM183 106V105H182ZM3 107H6V106H3ZM3 107H0V128H8V129H12V130H14V131H19L20 129H26V130H28V129H39V128H42V127H45V124L46 123H44V122H42L40 119V117L39 118H35V117H37V115L36 114H34V115H36L35 117H33V116H29V115H27L26 113H27V110H26V113L25 112H10V110H8V111H5V110H3L2 108ZM31 107V106H30ZM30 107H27V108H29L30 109ZM34 107V106H33ZM37 107V106H36ZM51 107V106H50ZM58 107V106H57ZM75 107H77V106H75ZM84 107H86L85 106V104H84ZM88 107H89V105H88ZM93 107V106H92ZM99 107V106H98ZM110 107V108H111ZM146 107V106H145ZM150 107V106H149ZM8 108V107H7ZM10 108V107H9ZM8 108V109H9ZM11 108H12V106H11ZM10 108V109H11ZM17 108V107H16ZM15 107H14V109H16ZM48 108V107H47ZM52 108V107H51ZM62 108V107H61ZM60 108V109H61ZM66 108V107H65ZM73 109H74V107H72ZM95 108V107H94ZM97 108V107H96ZM100 108V107H99ZM101 108H102V106H101ZM109 108V109H110ZM125 108H126V106H125ZM137 108H140L139 106L137 107ZM152 107H150V109H148V112L147 113H143V114H137L136 113V115H137V117L139 118V121H140V123L139 124H143L144 126H146L147 124L149 125V126H147V127H150V129H152L153 130V132L154 133H151V136L152 137H154V142H151V141H149L152 137H149L148 139V144H147V142H146V146H144L143 144V147L144 148H141V147H135L134 146V144H132L131 142H130V140L131 139H129V138H127V139H129V143L130 144H132L133 146H134V148L129 144V143H127L130 147H128V145H124V146H122L118 141H117V138L116 139H111L110 138V136H112V133H111V130H110V136H109V138H108V136H105V137H101L100 139H101V141H99L100 143L98 144V146H99V148L101 147V148H103V149H105V151H106V149L108 150V152H109V154L113 157V159L115 160V162L120 166V165H128L127 167L125 166V168L127 169L129 166H131V167H129L128 169H130V168H132L133 166H135L134 168H139L140 167V165L142 164V165H146V166H148V168L150 167V179L147 177H145V183H144V188H143V190H141L139 187V189L141 190V191H137L136 192V190H135V193H133V188H131L132 189V191H130V189L128 188V190L130 191V192H132L131 194H128V196L127 197H123V199L124 198H127L126 200L124 199V201H122V197L120 196V198H121V201H120V199L119 200H115L118 196L117 195H115L116 196V198H114L113 200H109V199H104V198H102V195L100 194V193H98V189L96 188V190H97V194H96V192L95 191H92L91 189L94 187V186H92V185H94V183H92L91 181H90V177L89 176H85L84 174H86V173H84L83 175L84 176H81L80 177V175L78 176V175H76V174H73V175H70L69 174V172H67V167H68V165L66 166V164H68V163H70V162H79V164L81 165V166H83L84 168H85V166H87L86 168V170L85 171H88V167L89 166H93V165H95L96 167L97 166H99V165H97L96 163L94 164H89L87 161H86V158H84V157H86V155L85 156H83V154L82 153H85L84 152V150H83V148L82 147H80V145H79V148L78 149H75L74 147H68L66 144H65V146H64V144H63V147H61V148H59V154H56L57 156H53V157H51V155L50 156H48L49 158L51 157L52 158V160L53 159H55V161L57 160V161H59L58 163H60V164H58V166H55V165H53V168L54 169H52L51 168V170H48V168H47V172H45V173H43V174H41V175H39V176H37V178L36 179H34L33 181L34 182H36V183H38V184H40V185H45V187H53V188H56V187H59L61 190H59V189H56L57 191L55 192V191H52L51 189H50V191H52L53 193V195H59V196H61V198H63L65 201H63V203L62 202H60L61 204H59V203H57V206L55 205V202H54V204L53 205H55V208H53V207H51V208H53V209H49V208H47V210L45 209V207L43 208L44 210H42V209H40V210H38V208H37V210L35 211L34 209V207H36L33 203H32V205H34L33 206V210L34 211H29L28 209H30V208H25V207H16L15 206V204L13 203V205H6V203L4 204V205H6V206H4L3 204H2V206L0 207V215L2 216V217H6V218H12V219H16V220H18V221H24V222H29V223H37V224H44V225H46L47 227H49V228H47V229H49L47 232L49 233V231L50 230H52V229H55V230H70V229H72V228H76V230H77V225L79 226V227H81V228H91V229H96V230H98V231H102L103 233H106L107 231L108 232H110L111 234H109V235H114V236H116V237H119V238H122L121 240H128V242L129 241H131V243H133V242H135V241H137V240H139L140 238H142V237H144L143 238V240L145 241V245L147 246L146 248H149V247H162L163 248V246H164V248L166 247V246H171L170 248H172V246H176L177 247V245H182V246H184V247H198L199 248V250L200 249H204V248H207V249H209V250H213V249H216V248H219L221 251H223V252H221V253H223L224 255H226L227 256V258L229 259V257L228 256H231L232 258H236V256L238 255L237 253L236 254H233L234 253V251L235 250H238V253H239V250H242V249H246V250H249V252H250V250H252V251H254V252H252L251 253V256L252 255H255V252L256 253H258L259 255H257V256H264L263 255V253L262 252H264V222H262V221H264V217H260L259 216V213L260 212H264V211H262L263 209H264V193L263 192H260L259 190H258V188H259V185L256 183L257 181H258V179H262V178H256L255 176L257 175H251V177L252 176H254L257 180L255 181L253 178H250V177H247V176H240V179L238 180L239 181V183H238V181H237V179L236 178H234V176L232 175V173L230 174V172H231V170H233V168L235 167V164H236V160L234 159L235 158V156H237L238 155V153H237V155L235 154V156H232V154H231V156H230V154H229V156L228 155H226L224 152H221V151H219V150H217L218 148H213V147H211L209 144V146L206 144L207 142H205L204 141V139H202V138H199V137H197V135L195 134L196 132H198V131H195V130H193V124H192V122H191V120L189 119V117H187V116H180L179 117V119H181L180 121H178V117L177 118H174L173 117V115L172 114H174L177 110L176 109H174L175 110V112H173L172 114H168L167 112L166 113H162L161 111H158V109H156V110H154V108L153 109H151ZM157 108V107H156ZM169 108V107H168ZM5 109V108H4ZM13 109V108H12ZM35 109H37V108H35ZM63 109H64V106H63ZM78 109V108H77ZM80 109H82V108H80ZM85 109V108H84ZM92 109V108H91ZM91 109H89L88 108V110H91ZM111 109V111H113ZM118 109V108H117ZM117 109H116V112H117ZM131 109V108H130ZM142 109V108H141ZM160 109V108H159ZM162 109H164V108H161V110ZM166 109V108H165ZM172 109V110H173ZM19 110V109H18ZM23 110V109H22ZM31 110V109H30ZM39 109H37V111H38ZM99 111H101L100 109H98ZM97 109L96 110H94L95 111V113L98 111ZM120 110H121V108H120ZM135 110H137V109H135ZM169 110V109H168ZM179 110V109H178ZM184 110V109H183ZM21 111V110H20ZM24 111V110H23ZM41 111H42V109H41ZM45 111V110H44ZM65 111V110H64ZM66 111H68V110H66ZM74 111V110H73ZM76 111H79V110H76ZM83 111H85V110H83ZM104 111H106L105 110V107H104ZM122 111V110H121ZM123 111H124V108H123ZM131 111V110H130ZM132 111H134V110H132ZM141 111V110H140ZM143 111H144V109H143ZM180 111V110H179ZM49 112V111H48ZM82 111H79V113H78V115L77 116H79V114L81 113ZM91 112H92V110H91ZM102 113H103V111H101ZM107 112V111H106ZM120 112V111H119ZM125 112V111H124ZM172 112V111H171ZM30 113V112H29ZM41 113V112H40ZM39 113V114H40ZM52 113V112H51ZM75 114H76V112H74ZM86 113V112H85ZM94 113V112H93ZM92 113V114H93ZM100 113V112H99ZM105 113V112H104ZM115 113V112H114ZM133 113H135V111L133 112ZM139 113H141V112H139ZM181 113V112H180ZM185 113V112H184ZM57 114V113H56ZM62 114V113H61ZM75 114H73L72 116H74ZM82 115L84 114V113H81ZM81 114H80V116H81ZM90 114V113H89ZM97 114V113H96ZM109 114V113H108ZM117 114V113H116ZM128 114V113H127ZM177 114V113H176ZM44 115V114H43ZM55 115V114H54ZM63 115H64V113H63ZM66 115V114H65ZM87 115V114H86ZM91 115V114H90ZM98 115V114H97ZM111 115V114H110ZM118 115V114H117ZM124 115V114H123ZM122 115V116H123ZM184 115V114H183ZM40 116V115H39ZM56 116V115H55ZM59 115H57V117H58ZM70 116V115H69ZM68 116V119H70L71 118V116L69 117ZM94 116V115H93ZM92 116V117H93ZM105 116V115H104ZM103 115L102 116H100V114H99V117H97V119L98 118H101V117H104ZM112 116V115H111ZM115 116V115H114ZM126 116V115H125ZM178 116V115H177ZM43 117V116H42ZM45 117V116H44ZM52 117V116H51ZM63 117V116H62ZM66 117V116H65ZM84 117V116H83ZM88 117V116H87ZM86 116H85V118H87ZM116 117V116H115ZM129 117H135L134 115H132L131 113H130V116ZM58 118H60V117H58ZM79 119H80V117H78ZM78 118H76V119H78ZM84 118V119H85ZM89 118V117H88ZM95 118V120H97L96 119V116L94 117ZM94 118H93V122H94ZM106 118H107V116H106ZM116 118H118V120H119V118H120V116H118V117H116ZM115 118V119H116ZM122 118V117H121ZM120 118V119H121ZM215 118V117H214ZM61 119V118H60ZM63 119H66V118H63ZM68 119H67V121H68ZM76 119H73V120H76ZM82 119V118H81ZM91 119V118H90ZM90 119H89V121L88 122H90ZM111 119V118H110ZM126 119V118H125ZM130 119V118H129ZM135 119H137V118H135ZM228 119V118H227ZM44 120V119H43ZM46 120L48 121V118H46ZM50 120V119H49ZM101 120V119H100ZM102 120H103V118H102ZM107 120L108 119H106V122H107ZM123 120H124V118H123ZM77 121V120H76ZM80 121V120H79ZM105 121V120H104ZM103 121V122H104ZM110 121V120H109ZM121 121V120H120ZM131 121H133V119H131ZM56 122V121H55ZM58 122H59V120H58ZM66 122V121H65ZM64 122V123H65ZM83 122V121H82ZM88 122H87V124H88ZM116 122V121H115ZM122 122V121H121ZM120 122V123H121ZM128 122V121H127ZM136 122V121H135ZM47 123H49V121L47 122ZM69 124H70V122H68ZM67 123V125H69ZM73 123H74V121H73ZM81 123V122H80ZM79 123V124H80ZM97 123H101V122H97ZM111 123V122H110ZM117 124H119L118 122H116ZM116 123H112L113 125L112 126H117V124ZM129 124L131 123V122H128ZM50 124V123H49ZM48 124V125H49ZM53 124V123H52ZM56 124V123H55ZM61 125L63 124V123H60ZM72 124V123H71ZM90 124H92V123H90ZM124 125H126V123H123ZM132 124V123H131ZM137 124V123H136ZM219 124V123H218ZM224 124V123H223ZM57 125V124H56ZM93 125V124H92ZM98 125V124H97ZM100 125V124H99ZM101 125H103V123L101 124ZM111 125V124H110ZM109 125V126H110ZM123 125V126H124ZM128 125V124H127ZM53 126V125H52ZM58 126V125H57ZM74 126V125H73ZM76 126V128H77V125H75ZM87 126V125H86ZM90 126V125H89ZM88 126V127H89ZM95 128H93V129H95L96 131H97V127H96V124L95 125H93ZM105 126H107V125H105ZM109 126H108V128H109ZM111 126V127H112ZM119 127H122V125L120 126V124L118 125ZM139 125H137V126H135V127H138ZM54 127V126H53ZM52 127V128H53ZM65 127H66V125H65ZM80 127H81V124H80ZM84 126H82V128H83ZM100 127H102V126H100ZM142 126H140V128H141ZM51 128V129H52ZM57 128V127H56ZM59 128H61V127H59ZM64 128V127H63ZM74 128V127H73ZM79 128V127H78ZM85 128V127H84ZM105 128V127H104ZM103 128V131L102 130H100V131H102L103 133H101V132H99V133H101V135L102 134H109V132L108 131H106L107 130V128L106 129H104ZM115 128V127H114ZM113 128V129H114ZM123 128V127H122ZM143 128V127H142ZM141 128V129H142ZM199 128H202L201 126L199 127ZM209 128V127H208ZM207 128V129H208ZM44 129V128H43ZM46 129V128H45ZM50 129V130H51ZM66 129V128H65ZM69 129H72L71 127L70 128H68V130ZM92 129V128H91ZM124 129V128H123ZM122 129V130H123ZM126 129V128H125ZM130 129V128H129ZM131 129L133 130L132 132L134 133V129L131 127ZM145 129V128H144ZM148 129V128H147ZM3 130V129H2ZM2 130L0 131V132H2ZM42 130V129H41ZM59 130H61V129H59ZM72 130H74V129H72ZM76 130V129H75ZM79 130V129H78ZM89 130H90V128H89ZM127 130V129H126ZM137 130V129H136ZM152 130H150L151 132H152ZM197 130H198V127H197ZM203 130V129H202ZM43 131V130H42ZM46 131V130H45ZM45 131H44V133H45ZM67 131V130H66ZM80 131V130H79ZM83 131V130H82ZM99 131V130H98ZM115 131V130H114ZM139 131H141L140 129H139ZM143 131V130H142ZM5 132H6V130H5ZM34 132V131H33ZM48 132H49V130H48ZM71 132V131H70ZM117 132V131H116ZM127 132H129L128 130H127ZM146 132V131H145ZM144 132V133H145ZM202 132V131H201ZM206 132V131H205ZM248 132V131H247ZM10 133H11V130H10ZM26 134H27V132H25ZM25 133H21V134H25ZM75 133V135H77V133L76 132H74ZM74 133H72V134H74ZM119 133H121V132H119ZM137 133H139L138 131H137ZM214 133V132H213ZM4 134V133H3ZM2 134V135H3ZM5 134H7V133H5ZM20 134V133H19ZM34 134H36V132L34 133ZM43 134V133H42ZM59 134H60V131H59ZM69 134H71V133H69ZM89 134H90V132H89ZM97 134V133H96ZM136 134V133H135ZM147 134H149L150 135V133L149 132H147ZM154 136H153V135ZM231 134V133H230ZM233 134V133H232ZM15 135V134H14ZM14 135L12 136V137H14ZM60 135H62V134H60ZM64 135H66L67 136V133L66 134H64ZM79 135H80V137H79ZM87 135H88V133H87ZM100 135V136H101ZM148 135V136H149ZM16 136H17V133H16ZM19 136V135H18ZM43 136H45V137H47L46 135H43ZM51 136H52V134H51ZM57 136V135H56ZM70 136V135H69ZM93 136V135H92ZM102 136H104V135H102ZM130 136H132V135H130ZM129 136V137H130ZM135 137L137 136V134L136 135H134ZM142 136V135H141ZM141 136H140V139H143L144 138V136H143V138H141ZM147 136V135H146ZM147 136V137H148ZM208 136V135H207ZM238 136V135H237ZM4 137V136H3ZM9 137V135H7V138ZM22 137H24V136H22ZM21 137V138H22ZM40 137V136H39ZM59 137V136H58ZM68 137V136H67ZM71 137V136H70ZM73 137V136H72ZM76 137H79V139H80V141H84V138L86 137V136H84V135H82L81 133L80 134H78V136H76ZM88 137V136H87ZM95 137V136H94ZM114 137H115V134H114ZM134 137V138H135ZM139 137V136H138ZM219 137V136H218ZM11 138V137H10ZM17 138V137H16ZM25 138H26V136H25ZM29 138H32L31 136L29 137ZM29 138H27V140L29 139ZM69 138V137H68ZM93 138V137H92ZM96 138V137H95ZM126 138V137H125ZM133 138V139H134ZM137 138V137H136ZM209 138V137H208ZM207 138V139H208ZM220 138V137H219ZM227 138V137H226ZM239 138V137H238ZM4 139V138H3ZM32 139H38V138H32ZM54 139V138H53ZM55 139H57V138H55ZM77 139V138H76ZM97 139H99V138H97ZM119 139V138H118ZM122 139V138H121ZM124 139V138H123ZM147 139V138H146ZM214 139V138H213ZM216 139V138H215ZM214 139V140H215ZM247 139H249V138H247ZM16 140H19L18 138L16 139ZM26 140V139H25ZM45 140V139H44ZM67 140V139H66ZM69 140H71V139H69ZM78 140V139H77ZM88 140V138L86 139V142H88L87 141ZM89 140H91V139H89ZM124 140H126V139H124ZM144 140H145V138H144ZM205 140H206V137H205ZM241 140V139H240ZM8 141V140H7ZM24 141V140H23ZM54 141V140H53ZM72 141V140H71ZM98 141V140H97ZM96 140H94V142H97ZM121 141V140H120ZM128 141V140H127ZM137 141L138 140H136L135 141V139H134V142H136V144H139L140 145V141H139V143H137ZM207 141V140H206ZM212 141V140H211ZM219 141V140H218ZM246 141H248V140H246ZM253 141V140H252ZM6 142V141H5ZM10 142H11V140H10ZM13 142V141H12ZM17 142H19V141H17ZM16 142V143H17ZM34 142V145H35V142L36 141H33ZM32 142V140H31V143H33ZM55 142V141H54ZM53 142V144H55ZM57 142V141H56ZM73 142H74V140H73ZM86 142H84V143H86ZM91 142V141H90ZM205 142V143H204ZM222 143H223V141H221ZM227 142V141H226ZM234 142V141H233ZM251 142V141H250ZM256 142H258V141H256ZM2 143V142H1ZM15 143V142H14ZM30 143V142H29ZM52 143V142H51ZM57 143H59V142H57ZM60 143H61V141H60ZM68 143H72V142H67V144ZM78 143V142H77ZM89 143V142H88ZM125 143V144H126ZM142 143V142H141ZM212 143V142H211ZM3 144V143H2ZM1 144V145H2ZM6 144V143H5ZM8 144V146H9V143H7ZM19 144V143H18ZM28 144V143H27ZM38 144V143H37ZM36 144V145H37ZM39 144H41V142L39 143ZM48 144V143H47ZM52 144V145H53ZM70 144H69V146H70ZM76 144V143H75ZM135 144V145H136ZM213 144V143H212ZM216 144H218V142H216ZM225 144V143H224ZM14 144H12V146H13ZM20 145H21V143H20ZM17 146V147H21V146ZM36 145L34 146V147H36ZM42 146L43 145H46L45 144V142H44V144H41ZM57 145V144H56ZM61 145H62V143H61ZM60 144L58 145L59 147L61 146ZM77 145V144H76ZM84 145H86V144H84ZM92 146H93V144H91ZM96 145V144H95ZM6 146V145H5ZM7 146V147H8ZM12 146H10L11 148H12ZM32 146H33V144H32ZM32 146H31V148H32ZM40 146V145H39ZM53 146H55V145H53ZM81 146H83L82 144H81ZM137 146V145H136ZM141 146V145H140ZM215 146V145H214ZM219 146H222V145H219ZM235 146H237V145H235ZM27 147H28V145H27ZM33 147V148H34ZM47 147V146H46ZM84 147H86V146H84ZM91 147V146H90ZM95 147V146H94ZM125 147V148H124ZM217 147V146H216ZM224 147V146H223ZM231 147H233L232 148V150L235 148L234 146H231ZM245 147V146H244ZM11 148H10V150H11ZM15 148V147H14ZM21 148H23V147H21ZM36 148H38V146L36 147ZM45 148V147H44ZM47 148H49V147H47ZM52 148V147H51ZM54 148H56V147H54ZM88 148V147H87ZM95 148H97V146L95 147ZM3 149V148H2ZM1 149V150H2ZM84 149H86V148H84ZM93 149V148H92ZM102 149V150H103ZM224 149V148H223ZM228 149V148H227ZM4 151H6L7 152V150H9V147H8V149L6 150V149H3ZM13 150H16V148L15 149H12V151ZM24 150H25V147H24ZM28 150V149H27ZM32 150V149H31ZM43 149H40V151H42ZM49 150V149H48ZM89 150H91V149H89ZM220 150H221V148H220ZM229 150V152H231L230 150L231 149H228ZM23 150H21V152H22ZM29 151H30V149H29ZM44 152H46L45 150H43ZM51 151V150H50ZM226 151V150H225ZM1 152H3V151H1ZM5 152V153H6ZM18 152H20V151H18ZM21 152L18 154L19 156L18 157H23V155H24V153H26V152H24L23 153V155L21 156ZM30 152H32V151H30ZM33 152H35V151H33ZM32 152V153H33ZM38 152V151H37ZM53 152V151H52ZM55 152V151H54ZM56 152H58L57 151V149H56ZM94 152V151H93ZM4 153V154H5ZM10 153V152H9ZM40 153V152H39ZM38 153V154H39ZM51 153V152H50ZM91 153V152H90ZM103 153L104 154H107V153H105L104 151H103ZM228 153V152H227ZM8 154V153H7ZM26 154H28V155H31V153H26ZM26 154H25V158H26ZM34 154V153H33ZM95 154V153H94ZM102 153L100 152V155H101ZM103 154V155H104ZM109 154L107 155V156H109ZM243 154V153H242ZM256 154V153H255ZM254 154V155H255ZM9 155V154H8ZM40 155V154H39ZM42 155V154H41ZM41 155H40V158H41ZM44 155H46V154H44ZM241 155V154H240ZM243 155H245V154H243ZM254 155L252 156H249V157H251V159H252V157H254ZM11 156H13V155H11ZM17 156V155H16ZM36 156H37V153H36ZM43 156V155H42ZM91 156V155H90ZM90 156H89V158H90ZM99 156V155H98ZM107 156L105 155V157L107 158ZM246 156L248 157V155L246 154ZM5 157V156H4ZM10 157V156H9ZM28 157V156H27ZM38 157V156H37ZM241 157V156H240ZM6 158V157H5ZM11 158H14V157H11ZM17 158V157H16ZM49 158H45V160H47V162H49L50 160H48ZM87 158H88V155H87ZM103 158V157H102ZM110 158V157H109ZM239 158V157H238ZM241 158H244V157H241ZM257 158V157H256ZM9 159V158H8ZM8 159H6L7 161H8ZM24 159V158H23ZM27 159V158H26ZM31 158H29V160H30ZM33 159H35V158H33ZM39 159V158H38ZM99 159V158H98ZM105 159V158H104ZM108 159V158H107ZM112 159V158H111ZM237 159V158H236ZM240 159V158H239ZM239 159H237V160H239ZM247 159V158H246ZM248 159H250V158H248ZM253 159H255V157L253 158ZM262 160L260 157L258 158V162H260V160ZM3 160V159H2ZM18 160H19V158H18ZM36 160V159H35ZM35 160H33L34 161V163L36 162ZM51 160V161H52ZM95 160H97L96 158H95ZM100 160H102V159H99V161ZM108 160H110V159H108ZM244 160V159H243ZM9 161H10V159H9ZM24 161H26V160H24ZM42 161V160H41ZM43 161H44V159H43ZM50 161V162H51ZM92 161V160H91ZM94 161V160H93ZM253 161H255V160H253ZM252 161V162H253ZM13 162V161H12ZM15 162H17V161H15ZM14 162V163H15ZM31 163H32V161H30ZM101 162H106V160L104 161V160H102ZM110 162V161H109ZM114 162V163H115ZM238 162V161H237ZM239 162H240V160H239ZM248 162H249V160H248ZM5 163V162H4ZM10 163V162H9ZM8 163V164H9ZM37 164H38V162H36ZM42 163H44V162H42ZM53 163H56V162H53ZM106 163H108V162H106ZM105 163V164H106ZM113 163V162H112ZM113 163V164H114ZM263 163H264V160H263ZM262 163V164H263ZM1 164V163H0ZM17 164H19V162H17ZM16 164V167L17 166H19V165H17ZM45 164V163H44ZM47 165H48V163H46ZM45 164V165H46ZM52 164V163H51ZM57 164V163H56ZM79 164H78V166H79ZM99 164V163H98ZM113 164H110L109 165V168H110V166H112ZM243 164H245V163H240V166L241 165H243ZM5 165H6V163H5ZM10 165V164H9ZM15 165V164H14ZM29 165V164H28ZM27 164H26V166H28ZM33 165V164H32ZM39 165V164H38ZM40 165H41V162H40ZM71 165H72V163H71ZM101 165H103V164H101ZM100 165V166H101ZM246 165V164H245ZM244 165V166H245ZM252 165H253V163H252ZM256 165H259V164H256ZM256 165H254V166H256ZM34 166H35V164H34ZM52 166V165H51ZM50 166V167H51ZM116 166V165H115ZM251 166V165H250ZM260 166H262L261 164H260ZM8 167V166H7ZM10 167H11V165H10ZM33 167V166H32ZM37 167V166H36ZM49 167V166H48ZM74 167V166H73ZM75 167H77V165L75 166ZM82 167V169H83V171H84V168ZM105 167H108V166H104V168ZM114 167V166H113ZM112 167V169H115V168H113ZM122 167V166H121ZM121 167L119 168L118 166H117V168H119V169H121ZM143 167V166H142ZM236 167H237V165H236ZM264 167V166H263ZM262 167V168H263ZM14 168V167H13ZM23 168V167H22ZM21 168V169H22ZM27 168H29V167H26V169ZM37 168H39V167H37ZM37 168H34L35 170L34 171H37ZM43 168H45L44 166H43ZM70 168H72V167H70ZM80 168V167H79ZM102 168V167H101ZM109 168H108V170H109ZM240 168V167H239ZM238 168V169H239ZM242 168H243V166H242ZM17 169L18 168H14V169H12V170H16L17 171ZM23 169H25V167L23 168ZM22 169V170H23ZM81 169V170H82ZM90 169V168H89ZM96 169V168H95ZM95 169H91L92 170V173H93V171L95 170ZM99 168L97 167V171H99L98 170ZM105 169H107V168H105ZM123 169V168H122ZM121 169V170H122ZM12 170H8V171H6V172H4V173H2L4 176H9V177H12L13 176V178L15 177V179H16V181L14 182V183H16V184H11V189H0V200H1V197L2 196H4V195H9L11 198L12 197H14L17 193H18V191L20 190H25L26 188H28V186L26 185V183H28V182H26L27 180L26 179H23V178H19L18 177V175L17 174H19L18 172H13ZM19 170V169H18ZM30 170V169H29ZM29 170H28V173H29ZM38 170H40V169H38ZM44 169H42V171H43ZM72 170H73V168H72ZM71 170V171H72ZM76 170H77V168H76ZM102 170V169H101ZM116 170V169H115ZM121 170H118V171H120V172H122ZM142 170H144L143 168H142ZM148 169H147V171H149ZM251 170V169H250ZM1 171H2V169H1ZM3 171H4V169H3ZM25 173H26V171L25 170H23ZM32 171H33V169H31V173H32ZM41 171V170H40ZM69 171V170H68ZM78 171V170H77ZM104 171V170H103ZM117 171V170H116ZM139 171H140V169H139ZM138 171V173H140ZM147 171H145V172H147ZM234 171V170H233ZM236 171V170H235ZM240 171H242L243 172V170H240ZM252 171V170H251ZM254 171V170H253ZM21 172V171H20ZM38 172V171H37ZM75 172V171H74ZM74 172H72V173H74ZM78 172H80V171H78ZM82 172V171H81ZM104 172H106V170L104 171ZM115 172V171H114ZM126 172V171H125ZM128 172H130V171H128ZM132 172H133V170H132ZM135 172H137V171H135ZM258 172V171H257ZM24 173V174H25ZM30 173V174H31ZM33 173H36V172H33ZM95 173H96V171H94V175H95ZM99 173H102V171H99ZM134 173V172H133ZM133 173H131V175L133 174ZM143 173V172H142ZM247 174H248V172H246ZM251 173V172H250ZM30 174H28V175H30ZM77 174H79V173H77ZM87 174H91V172L89 173V171H88V173ZM119 174V173H118ZM141 174V173H140ZM140 174H134V175H137V176H140ZM236 174V173H235ZM243 174H245V172H243ZM251 174H255V173H251ZM19 175H21V174H19ZM23 175V174H22ZM102 175V174H101ZM105 175V174H104ZM108 175V174H107ZM111 175V174H110ZM114 175H116V174H114ZM134 175H132V176H134ZM142 175V174H141ZM144 175H147L146 173L144 174ZM232 175V176H231ZM249 175V174H248ZM92 176V175H91ZM97 176V175H96ZM96 176H94V177H96ZM98 176H100V175H98ZM117 176V175H116ZM120 176H121V173H120ZM116 177L117 178V180L116 181H114V182H117L118 180H119V178H121V177ZM123 176H124V174H123ZM132 176H131V178H132ZM148 176V175H147ZM257 176H260V174L259 175H257ZM262 176V175H261ZM23 177V176H22ZM102 176H100V177H98V179H96V178H94V179H96L97 181H100V182H98V183H100V185L101 186H104V185H102L101 184V182H102V178H101ZM105 177V176H104ZM111 177H112V175H111ZM129 177V176H128ZM144 177V176H143ZM142 177V178H143ZM239 177V176H238ZM263 177V179H264V176H262ZM2 178V177H1ZM5 178V177H4ZM108 178V177H107ZM114 178V177H113ZM125 178H127L126 176H125ZM124 178V179H125ZM130 177L129 178H127L125 181H128L129 180V182H130V179H131ZM30 179V178H29ZM103 179H105V178H103ZM133 179H134V177H133ZM136 179V178H135ZM2 180H4V179H2ZM107 180V179H106ZM106 180H104L105 182H107ZM110 180L111 181H113L111 178H110ZM114 180H115V178H114ZM137 180V179H136ZM136 180L135 181H133L134 183L136 182ZM6 181V180H5ZM29 182H32V180L30 181V180H28ZM94 181V180H93ZM97 181H94V182H97ZM110 181V182H111ZM124 181V182H125ZM260 181H263V180H260ZM7 182V181H6ZM9 182V181H8ZM121 182H123V180L121 179ZM121 182L120 183H118V184H121ZM124 182H123V184H124ZM138 183H139V180L137 181ZM264 182V181H263ZM263 182H261V183H263ZM92 183V185L90 186V184ZM103 183V182H102ZM108 183V182H107ZM113 183V182H112ZM112 183H110V186H111V184ZM131 183V182H130ZM259 183V182H258ZM2 184H4L5 185V183H2ZM22 184H23V186H22ZM104 184V183H103ZM109 184V183H108ZM108 184H107V186H108ZM117 184V183H116ZM127 184V183H126ZM139 184H141V183H139ZM239 185L240 187H239V189H243V190H246V189H249L250 187H251V191L249 192V193H244L243 195H241V197H242V199H241V197L239 198V199H236L235 198V196H236V194H235V192L233 193L232 191H231V193H230V188H231V185ZM0 185H1V183H0ZM7 185V184H6ZM9 185V184H8ZM7 185V186H8ZM36 185V184H35ZM99 185V184H98ZM131 185H132V183H131ZM138 185V184H137ZM136 185V186H137ZM142 185H143V183H142ZM142 185H141V187H142ZM232 185V186H233ZM3 186V185H2ZM18 186H20V187H18ZM22 186V187H21ZM128 186H129V184H128ZM165 186H167V187H170V186H173L174 188V190H175V192L177 193L176 194V197L174 198V194L171 192V190H169L170 191V193H172L171 195H170V197H172V198H169L168 200H167V198L164 196H162L163 194V188H165ZM29 187H31V186H29ZM33 187V186H32ZM31 187V188H32ZM41 187V186H40ZM44 187V186H43ZM113 187V186H112ZM115 187V186H114ZM123 187H125L124 185H123ZM132 187V186H131ZM2 188V187H1ZM9 188H10V186H9ZM33 188H35V187H33ZM33 188H32V190H33ZM36 188H38V186L36 187ZM105 188H108V187H105ZM118 188V187H117ZM234 188H235V186H234ZM263 188V187H262ZM49 189V188H48ZM94 189H95V187H94ZM102 189V188H101ZM101 189H100V191H101ZM104 189V188H103ZM110 189V188H109ZM112 189V188H111ZM123 189H125V188H123ZM123 189H121V190H123ZM135 189H137V187L135 188ZM138 189V190H139ZM166 189V188H165ZM23 190V191H24ZM28 190V189H27ZM30 190V189H29ZM31 190V191H32ZM38 190H39V188H38ZM55 190V189H54ZM107 190V189H106ZM117 191H118V189H116ZM115 190V191H116ZM128 190H127V192H128ZM145 190V191H144ZM233 190V189H232ZM242 190V191H243ZM33 191H35V190H33ZM99 191V192H100ZM104 191V190H103ZM110 191V190H109ZM108 191V192H109ZM114 191V190H113ZM116 191V192H117ZM167 191V190H166ZM166 191H164V192H166ZM173 191V190H172ZM234 191V190H233ZM237 191H238V187H237ZM241 191V192H242ZM260 193H259V192ZM37 192V191H36ZM47 192V191H46ZM49 192V191H48ZM106 192V191H105ZM112 192V191H111ZM125 193H126V191H124ZM174 192V193H175ZM26 193V192H25ZM33 193H35V192H33ZM44 193V192H43ZM70 193H71V195H70ZM129 193V192H128ZM168 193V192H167ZM235 194V196L233 195V194ZM239 193V192H238ZM98 194H99V196H98ZM124 194V193H123ZM162 194V195H161ZM26 195V194H25ZM29 195V194H28ZM107 196H108V194H106ZM124 195H126V194H124ZM163 197V198H166V200H161L160 198H161V196ZM166 195V194H165ZM8 196V197H9ZM20 196V195H19ZM34 196V195H33ZM40 196V195H39ZM38 196V197H39ZM62 196H65L66 197V199L64 198V197H62ZM106 196V197H107ZM113 195H111V197H112ZM167 196V195H166ZM169 196V195H168ZM240 196V195H239ZM238 196V197H239ZM7 197V196H6ZM9 197V198H10ZM32 197V196H31ZM41 197V196H40ZM67 197H68V199H67ZM140 197V200H138V198ZM237 197V196H236ZM35 198H37V197H35ZM35 198H32V200L33 199H35ZM42 198H43V196H42ZM50 198V197H49ZM60 198V199H61ZM15 199V198H14ZM29 199V198H28ZM44 199V198H43ZM48 199V198H47ZM57 200H59L58 199V197L56 198ZM62 199V200H63ZM9 200V199H8ZM18 200V199H17ZM27 200V199H26ZM41 200V199H40ZM50 200H51V198H50ZM54 200V199H53ZM3 201H4V198H3ZM2 201V202H3ZM19 202L21 201L22 202V200H18ZM24 201V200H23ZM37 201H38V199H37ZM1 201H0V203H2ZM8 202V201H7ZM10 202H11V200H10ZM25 202H27V201H25ZM28 202H30V200L28 201ZM33 202V201H32ZM35 202V201H34ZM40 202V201H39ZM51 202V201H50ZM53 202V201H52ZM57 202V201H56ZM15 203H17V202H15ZM24 203V202H23ZM41 203V202H40ZM17 204H19V203H17ZM21 204V203H20ZM30 205H31V203H30ZM41 205V204H40ZM40 205H39V207H40ZM44 205V204H43ZM18 206V205H17ZM28 207V206H27ZM41 208V207H40ZM49 209V210H48ZM42 210V211H41ZM8 221V220H7ZM4 222V221H3ZM10 222V221H9ZM12 222V221H11ZM16 221H14V222H12V225H14V223H15ZM24 222H22V224L24 223ZM6 223V222H5ZM5 223L4 224H2V225H5ZM19 223H21V222H19ZM28 223V224H29ZM1 224V223H0ZM6 224H8V223H6ZM11 224V223H10ZM9 224V225H10ZM19 225V224H18ZM24 225L26 226V224L24 223ZM23 225V226H24ZM30 225V224H29ZM33 225V224H32ZM31 225V226H32ZM35 225V224H34ZM126 226V229L125 230H127V228L129 229V231L128 232H124L123 231V229L121 230V226L123 227V226ZM14 226H17V225H14ZM20 226H22V225H20ZM43 226V225H42ZM124 226V227H125ZM12 227V226H11ZM19 227V226H18ZM17 227V228H18ZM29 227V226H28ZM27 227V228H28ZM39 227V226H38ZM43 227H45V226H43ZM1 228V227H0ZM4 227L2 226V230H4L3 229ZM10 228V227H9ZM13 229L15 228V227H12ZM12 228H10L9 230L11 231V229ZM22 228H24V227H22ZM41 228V227H40ZM74 228V229H75ZM41 229H44V228H41ZM15 230V229H14ZM18 230H21V228L20 229H18ZM18 230H16V231H18ZM27 230V229H26ZM25 230V231H26ZM34 230V229H33ZM36 230V229H35ZM76 230H72V231H76ZM95 230V231H96ZM28 231H29V229H28ZM46 231H44L45 232V234H47L46 233ZM5 232V231H4ZM12 232H14V231H12ZM27 232V231H26ZM31 232H32V229H31ZM52 232V231H51ZM50 232V233H51ZM58 232V231H57ZM64 232V231H63ZM23 233H24V230H23ZM28 233V232H27ZM33 233V232H32ZM38 234L39 233H42V232H37ZM53 233V232H52ZM51 233V234H52ZM60 233V232H59ZM68 234L70 233V232H67ZM77 233V232H76ZM82 233H84V232H82ZM87 232H85L84 234H86ZM88 233H90V232H88ZM101 233V232H100ZM103 233H101V235L103 234ZM138 233H139V235H138ZM4 234V233H3ZM7 235H8V233H6ZM26 234V233H25ZM24 234V235H25ZM56 234H58V233H56ZM64 234H65V232H64ZM71 234V233H70ZM78 234V233H77ZM11 235V234H10ZM10 235H8V237H10ZM22 235V234H21ZM20 235V236H21ZM28 235H31V234H28ZM35 235V237H36V234H34ZM44 235V234H43ZM49 235V234H48ZM47 235V236H48ZM61 234H59V236H60ZM81 235V234H80ZM98 235L99 234H95V236H97L98 237ZM105 235H107V234H105ZM108 235V236H109ZM140 235H141V237H140ZM4 236V235H3ZM18 236V235H17ZM16 236V237H17ZM49 236H51V235H49ZM53 236V235H52ZM56 236V235H55ZM63 236V235H62ZM68 236V235H67ZM71 236H72V234H71ZM70 236V237H71ZM86 236V235H85ZM84 236V237H85ZM91 236V235H90ZM5 237H6V235H5ZM7 237V238H8ZM15 237V236H14ZM19 237V236H18ZM41 237V236H40ZM65 238H66V234H65V236H64ZM63 237V238H64ZM69 237V236H68ZM76 237V236H75ZM84 237H83V234H82V239H84ZM88 237H89V235H88ZM102 237V236H101ZM106 237V236H105ZM112 237V236H111ZM115 237V238H116ZM21 238H23L22 236H21ZM26 238V237H25ZM30 237H28V239H29ZM38 238V237H37ZM42 238H43V236H42ZM63 238H61L62 240H63ZM80 238V237H79ZM87 238V237H86ZM91 238H96V237H93V236H91L90 237V239ZM1 239V238H0ZM10 239H12V238H10ZM35 239V238H34ZM70 239V238H69ZM92 239V240H93ZM99 239V238H98ZM103 239V238H102ZM12 240H14V239H12ZM23 241H24V239H22ZM21 240V241H22ZM33 240V239H32ZM32 240H30V241H32ZM47 240V239H46ZM57 240V242H58V239H56ZM61 240V242H63ZM67 240V239H66ZM71 240V239H70ZM74 240V239H73ZM84 240H87V239H84ZM105 240V239H104ZM118 240H120V239H118ZM142 240V241H143ZM20 241V242H21ZM26 241V240H25ZM48 241V240H47ZM51 241H53V240H51ZM94 241V240H93ZM98 241H100V240H98ZM101 241H103V240H101ZM124 241H122V242H124ZM133 241V242H132ZM141 243V245H143V243H144V241L142 242L141 240H139ZM139 241H137V242H139ZM13 242V241H12ZM16 242V241H15ZM33 242V241H32ZM48 242H50V241H48ZM80 242V241H79ZM114 242V241H113ZM117 241H115V243H116ZM127 242V243H128ZM37 243V242H36ZM40 244H41V242H39ZM59 244H60V242H58ZM64 243H67L66 241L64 242ZM63 243V244H64ZM76 243H78V240H77V242ZM80 243H83L82 244V246H81V248H80V250H78L79 251V254L81 255V253L80 252H83V251H85L86 253H91L93 250H94V248L96 247H98L96 244H94V243H91V244H86L85 242H80ZM79 243V244H80ZM85 243V244H84ZM103 243V242H102ZM120 243H121V241H120ZM119 243V244H120ZM130 243V244H131ZM10 244V243H9ZM30 244V243H29ZM33 244V243H32ZM31 244V245H32ZM43 244H45L44 242H43ZM54 244L56 245V243L54 242ZM74 244H75V242H74ZM101 244V243H100ZM105 244V243H104ZM134 244V243H133ZM139 243H138V245H140ZM15 245H16V243H15ZM21 245H23V244H21ZM28 245V244H27ZM50 245H51V242H50ZM48 246V247H51L52 248V246ZM81 245V244H80ZM106 245V244H105ZM110 244H108V246H109ZM112 245V244H111ZM111 245H110V247H111ZM114 245V244H113ZM112 245V246H113ZM19 246V245H18ZM24 246H25V244H24ZM33 246V245H32ZM32 246H30L31 248H33ZM41 246L43 247V245L41 244ZM41 246H40V248H41ZM64 246V245H63ZM103 246V245H102ZM101 246V247H102ZM108 246H106V247H108ZM118 245L116 244V246L115 247H117ZM127 246V245H126ZM135 246V245H134ZM17 247V246H16ZM47 247V248H48ZM54 247V246H53ZM66 249H67V251L69 252V254H72V253H76L77 251H75V249H77L76 248V245H73L72 244V241H71V243H69V244H67L66 245ZM100 247V246H99ZM114 247V246H113ZM112 247V248H113ZM118 247H120V246H118ZM143 247V246H142ZM141 247V248H142ZM168 247H167V250H168ZM181 247V246H180ZM13 248V247H12ZM28 248V247H27ZM39 250H40V248L39 247H37ZM128 248H130V247H128ZM127 247H126V249H128ZM132 248V247H131ZM135 248H136V246H135ZM139 248V247H138ZM146 248H142L143 250L144 249H146ZM161 248V249H162ZM175 248V247H174ZM174 248H172V249H174ZM54 249V248H53ZM56 249V248H55ZM54 249V250H55ZM101 249H103V247L101 248ZM117 249V248H116ZM120 249H125L124 247L123 248H120ZM150 249V248H149ZM159 249V248H158ZM180 249V248H179ZM195 249V248H194ZM194 249H192V250H194ZM17 250V249H16ZM19 250V249H18ZM32 250V249H31ZM30 250V254H31V252L33 251H31ZM47 250V249H46ZM45 250V251H46ZM50 250V249H49ZM53 250V251H54ZM63 250V249H62ZM100 250V249H99ZM110 250V249H109ZM131 249H129V251H130ZM148 250V249H147ZM151 250V249H150ZM149 250V251H150ZM154 249L152 248V250L150 251V252H152ZM160 250V249H159ZM166 249H165V251H167ZM175 250V249H174ZM173 250V251H174ZM176 250H178L177 248H176ZM182 250V249H181ZM187 250H189V249H187ZM206 250V249H205ZM205 250H204V252H205ZM26 251V250H25ZM34 251H38V250H34ZM44 251V248H43V250H42V253H44L43 252ZM58 250H56L55 252H57ZM122 251V250H121ZM127 251V250H126ZM132 251V250H131ZM135 251H137V250H135ZM141 251V250H140ZM145 251V250H144ZM155 251V250H154ZM158 251V250H157ZM164 251V249H163V251L162 252H165ZM196 251L198 252V250L196 249ZM208 251V250H207ZM207 251H206V253H207ZM215 251V250H214ZM213 251V252H214ZM219 251V250H218ZM218 251H217V253H218ZM13 252V251H12ZM16 252H21V250L20 251H16ZM24 252V251H23ZM39 252V251H38ZM41 252V251H40ZM39 252V253H40ZM50 252V254H51V252H52V250L51 251H49ZM59 252H60V250H59ZM84 252V253H85ZM105 252H107V251H105L104 250V253ZM115 252V248H114V251L113 252H111V253H114ZM124 252V251H123ZM134 252V251H133ZM133 252H132V254H133ZM138 253H139V251H137ZM136 252V253H137ZM146 252V251H145ZM170 252H171V249L169 250V254H170ZM180 252V251H179ZM183 251H181V254L182 255H186V254H183L182 253ZM187 252V251H186ZM193 252V251H192ZM212 252V253H213ZM27 253H29V252H27ZM33 253V252H32ZM37 253V252H36ZM47 253V252H46ZM46 253H44L45 255H46ZM54 253V252H53ZM61 253V252H60ZM59 253V254H60ZM63 253V252H62ZM95 253H96V251H95ZM102 253V252H101ZM104 253H102V254H104ZM110 253V254H111ZM117 253V252H116ZM119 253V252H118ZM122 253V252H121ZM121 253H120V255H121ZM136 253H134V254H136ZM138 253L136 254V256H138ZM142 253V252H141ZM149 253V252H148ZM155 253V252H154ZM159 253V252H158ZM166 253V252H165ZM165 253H163L162 255H164ZM175 253V252H174ZM174 253H173V255H174ZM196 252L194 251V254H195ZM199 253H200V251H199ZM198 253V254H199ZM210 253H211V251H210ZM216 253V255H218ZM244 253V251L242 250V254ZM261 253V254H260ZM19 254H21V253H19ZM35 254V253H34ZM50 254L48 255V256H50ZM67 254V253H66ZM65 254V255H66ZM78 254V255H79ZM102 254H101V256H102ZM108 254V252L105 254V255H107ZM109 254V255H110ZM126 254H128V253H126ZM131 254V255H132ZM143 254V253H142ZM141 254V255H142ZM152 254H153V252H152ZM160 254V253H159ZM188 254H190V252L188 253ZM205 254V253H204ZM222 254V255H223ZM240 254V253H239ZM246 254H248V253H246ZM250 254V253H249ZM12 255V254H11ZM14 255V254H13ZM17 255V254H16ZM15 255V256H16ZM26 255H28V254H26ZM39 255V254H38ZM38 255L36 256V257H38ZM53 255V254H52ZM54 255H56V257H57V254H54ZM83 255V254H82ZM86 255V254H85ZM95 255V254H94ZM99 255V254H98ZM105 255H103V256H105ZM123 255V254H122ZM121 255V256H122ZM148 255V254H147ZM151 255V254H150ZM158 255V254H157ZM170 255H172V254H170ZM170 255H168L167 257H169V258H171L170 257ZM179 256H175L176 258H178V257H180V254H178ZM202 255H203V253H202ZM210 255V254H209ZM213 255H214V253H213ZM212 255V256H213ZM18 256V255H17ZM19 256H21V255H19ZM67 256V255H66ZM74 256H75V254H74ZM102 256V257H103ZM115 256V255H114ZM114 256H112V257H114ZM117 256V258H118V255H116ZM120 256V257H121ZM140 256V255H139ZM155 256V255H154ZM160 256V255H159ZM197 256V255H196ZM212 256L210 255V257L212 258ZM219 256V255H218ZM221 256V255H220ZM226 256H224V257H226ZM249 256V255H248ZM12 258H13V256H11ZM33 257V256H32ZM68 257H70V256H68ZM76 257H77V260L79 259L78 258V256L76 255ZM81 257V256H80ZM83 257V256H82ZM85 257V256H84ZM88 257V256H87ZM100 257V256H99ZM111 258V255H110V257L109 256H106V258ZM146 257H148V256H146ZM191 257V256H190ZM199 257H201V256H199ZM203 257H204V259H205V257H206V255L204 256L203 255ZM230 257V258H231ZM253 257V256H252ZM251 257V258H252ZM255 257V256H254ZM253 257V258H254ZM39 258H41L40 256H39ZM65 258V257H64ZM73 258V257H72ZM101 258V257H100ZM114 258H116V257H114ZM122 258H123V256H122ZM126 258H128V257H126ZM158 258V257H157ZM161 258V257H160ZM213 258H218V257H213ZM212 258V259H213ZM226 258V259H227ZM231 258V259H232ZM237 258H238V256H237ZM240 258V257H239ZM241 258H242V255H241ZM248 258V257H247ZM252 258V259H253ZM258 258V257H257ZM259 258H261V257H259ZM85 259H87L86 257H85ZM89 259L91 260V258L89 257ZM88 259V260H89ZM112 259V258H111ZM150 259V258H149ZM180 259H182V258H180ZM185 259V258H184ZM190 259V258H189ZM192 259H194V258H192ZM191 259V260H192ZM197 259H198V256H197ZM196 259V260H197ZM203 259V258H202ZM207 259H208V256H207ZM209 260V261H213V260ZM219 259H220V257H219ZM218 259V260H219ZM221 259H223V258H221ZM228 259H227V261H228ZM243 259V258H242ZM250 259V258H249ZM248 259V260H249ZM15 260V259H14ZM77 260H75L74 262H76ZM83 260V259H82ZM81 260V261H82ZM87 260V261H88ZM94 260V259H93ZM92 260V261H93ZM97 260V259H96ZM95 260V261H96ZM103 260V259H102ZM106 260V259H105ZM142 260V259H141ZM151 260V259H150ZM150 260H148L147 259V261H150ZM157 260V259H156ZM187 260V259H186ZM190 260V261H191ZM217 260V261H218ZM230 260V259H229ZM233 261H234V259H232ZM237 260H241V259H237ZM257 260V259H256ZM262 260V259H261ZM260 260V261H261ZM78 261H80V260H78ZM86 261V263H88ZM92 261H90V263L92 262ZM99 261V260H98ZM107 261V260H106ZM111 261V260H110ZM146 261V262H147ZM154 261H155V259H154ZM168 261V260H167ZM172 261H173V259H172ZM177 261V260H176ZM178 261H179V259H178ZM204 261H207L206 259L204 260ZM209 261H207V263L209 264ZM224 261H225V263H226V260L224 259ZM255 261V260H254ZM258 261V260H257ZM256 261V262H257ZM136 262V261H135ZM143 262H144V260H143ZM162 262V261H161ZM173 262H175V261H173ZM193 262V261H192ZM199 262V261H198ZM200 262H201V259H200ZM199 262V263H200ZM214 262H215V260H214ZM220 262V261H219ZM239 262V261H238ZM240 262H243V261H240ZM249 262V261H248ZM78 263V262H77ZM83 263V262H82ZM85 263V262H84ZM89 263V264H90ZM105 263V262H104ZM171 263V262H170ZM180 263H181V261H180ZM186 263V261L183 263V264H185ZM217 263V262H216ZM222 263V262H221ZM224 263V264H225ZM228 263H230V261L228 262ZM245 263H247V261L245 262ZM251 263H253V261L251 262ZM54 264V263H53ZM58 264V263H57ZM71 264V263H70ZM92 264H96V263H94V262H92ZM99 264H102V262L101 263H99ZM146 264V263H145ZM149 264V263H148ZM155 264V263H154ZM161 264V263H160ZM165 264V263H164ZM172 264V263H171ZM179 264V263H178ZM190 264V263H189ZM196 264V263H195ZM201 264V263H200ZM202 264H204V263H202ZM211 264V263H210ZM214 264V263H213ZM220 264V263H219ZM231 264V263H230ZM234 264H236V263H234ZM244 264V263H243ZM248 264V263H247ZM260 264V263H259ZM261 264H262V262H261Z\"/></svg>",
    "mask_w": 264,
    "mask_h": 264
}]
</instances>
